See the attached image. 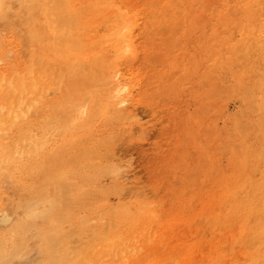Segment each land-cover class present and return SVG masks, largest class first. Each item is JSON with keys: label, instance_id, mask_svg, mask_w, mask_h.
Segmentation results:
<instances>
[{"label": "rangeland", "instance_id": "rangeland-1", "mask_svg": "<svg viewBox=\"0 0 264 264\" xmlns=\"http://www.w3.org/2000/svg\"><path fill=\"white\" fill-rule=\"evenodd\" d=\"M8 1H10L9 2V4H10L9 5V8H10L9 12L3 17V21L0 22V39H1L0 40V55H1L0 58H3L4 62H6V63L0 64V68H5L6 69L5 73H6V75L8 77H13L14 73H17V75L23 77V79H24V77H27L28 79L37 78L38 84H36V85L40 88V94H39L38 98L40 97L42 100L40 98L38 99L39 101L35 105V107H36L35 111H32L30 116H29V118H28L29 119V124L34 129H36V127L39 126L40 122L42 123L43 122L42 120L46 119L49 115H50V117H48V118H52V119H55V120L57 119L56 120L57 122H62L64 120H67L69 117H74L75 111L78 112V115L80 116V118L82 116V119L80 121L78 120V122H75L76 124L70 125L71 128L69 127L66 130L67 131L66 133L64 131V133H59L58 135H55V136H53L51 138L50 143L51 142L52 143L51 144L50 143L47 144V146L42 150L41 154L38 157H36L37 160L35 159V162H37V163L35 164L34 170L31 171V173L29 171H27V167H26L27 165L25 163H20V164H17L19 167L18 166H13L5 174L0 175V191L2 192V193L0 192V213H1L0 214V218L3 215L2 213H4V212L7 213L8 210H9L8 214L10 213L9 214L10 216L14 215V217H15L14 218L12 216L13 217L12 221H9L6 224V226L0 224V238H1V240L4 239V241H5V240H8L11 236H14V232L13 231L10 232V230H12V226L14 224H16V223H23L24 222V220L20 219L21 217H19L21 215L18 214V213H20V209L18 208V206L21 205V203H23L24 199L27 197L28 192H30L31 190H34L35 187H38V184L40 182L41 183H45L46 192L48 191L51 194H56V195L59 194L58 190H56L54 188L55 186H53L52 182L49 183L47 181L48 177L52 174L53 170L56 169L57 166H58V167L63 168L62 169L63 171L64 170L67 171V172L64 171L65 172V176H64L65 178H64V180H62V182L64 181V183L66 185H68V188H70L69 189L70 190L69 195L71 196V199H69V203H71V204H68V205H70L72 207V208H70V206H68L67 208H65L63 210V214H65L64 216H66V219H64L63 220L64 223H62V228L64 227L62 229V232L64 233V235H67L68 238H69V236H68V233H66V232H69V230L70 231L72 230L73 233H74V231H76L75 232L76 235L79 234L77 236V237H79V239L76 238L75 234H72V236L75 237V238H73V240L69 239L70 240L69 242H72V244L74 243L73 245L71 243H70L71 245L68 244L69 242L66 243L68 240H66L64 242V245L66 244V245H68V246L70 245L72 247H79V246L85 244V242L87 243V241H89V239H90V237L92 235V231L94 233V231L97 230L96 232H98V234L103 235L104 232H103L102 228L104 227V225L107 226L106 229L114 228V227H112V225H114V224L111 225V222L115 223L114 220L118 219V217L113 212H111V210H113V211L116 210V206H118V204H122V202L126 203V200H128V199H126L125 197H127L128 195H131L132 194L131 192H133V194H135V192H136V195H140V194L142 195L140 197L141 200L137 199L139 201H137L135 203L139 204L138 202H140L144 198H146L147 200H150V201H148L150 203H151V201H153L151 203V207H155V209L157 211H159V213H158L159 215L163 212L160 215V217H161L160 219H163V220H161V223L163 225L162 228H164V229H161V231L162 232L165 231L163 233H164V235H167V237H165L166 241H163L162 244L158 246L159 248H163L162 246L167 245L168 242H170V244H168V245H170V246L171 245H173V246L174 245H176V246L178 245L177 247L189 246V245H199V246H193L192 247L191 251H193L194 248L196 247V249L193 251L194 255H192V256H195V255L203 256V255H207L208 251L205 250L206 252L203 253L201 251L202 247L207 249L211 245H220V244L221 245H227L228 244L227 243L228 240H226L227 242L223 241L222 237H220L222 235H220L219 228L224 227L225 224H227V223H229L230 221L233 220V219L227 220V218H228L227 213H228V210H229L228 206L230 204H232L233 202H230L228 204L226 203V205L222 207V210H221V216L222 217L220 218L219 222H217V220H213V219L210 220L208 223H206L204 225V227H203V225L199 226L200 229L201 228L202 229L200 231H198V233H197V228L199 230V227L198 226L196 227L195 222L197 221L196 220L197 218H198V220L202 219V217L206 218V219L210 218L211 214H209V213H207V214L206 213L205 214H200L199 213L200 212L199 210L202 207L203 202L205 201V197H206L205 193L207 191L208 192H211V191L215 192L216 191L217 192V193L215 192L216 195L215 196H214V194H212V195L214 197H218L219 194H221V193L223 194V192L224 193L226 192V187H221V186H223L225 184V182L228 183V184L231 183L230 186H229L230 190H232V189L233 190H237L238 188L240 189V187H242V185L245 186V188H243L244 187L243 186L242 187L243 189L240 190L241 193L236 196L237 202L239 201V203H242L241 200L242 201L244 200L243 203L245 201L247 203L250 202L251 198L246 196V193L248 195L250 193V191H248V190L252 191L253 189H257V188L258 189L255 191L256 194H257V196L255 197L256 199L254 198V200L251 201V202L254 203V206L259 207L263 203V199H264V187L262 186V181H263V176H264V159H263L264 158V153H262V151L264 149L263 148L264 147V144H263V141H264V109H262V107L258 106V105H260L261 99L262 100L264 99V63H263L264 62V57H263L264 56V48L263 47H256V45H253L254 48H252L250 51H248L249 49H248L247 45L245 46L246 42L244 41V39L246 37H248V36H251V35L255 36V33H257V32H255L256 28H257V26H259V25H257L256 22H254V20L253 21L250 20V16H249L248 12H244V7H245V4H247V1L243 0L244 2H242V0H224V1L222 0V2H221V0H218V1L216 0L217 1L216 2L215 0H210V2H209V0H208V3L205 2L206 5L210 3L208 5V6H210V8L208 9V8L204 7L205 3L203 4V2H202L203 0H198V1L196 0L195 2L193 1V4H195V5H193L189 0H187V1L184 0V5H183V7L181 6L180 8L176 7L177 6L176 4L177 3L179 4L180 2L182 3L183 0H180V1L179 0H169V1L168 0H164V2H163V0H149V1L148 0L147 1L146 0H144V1L143 0H128L130 2V4L132 3L131 5H136L138 8H141V9H139L140 12L142 11L144 14L146 13V15H143L144 16V20H143V23H142V31H144L145 33L141 32V34H140L141 37L139 36V40H138V42H140V43H138V42L136 43V50H137L136 52L137 53L139 52L137 54V57H139V58L136 57V59L134 60L135 62H133L134 63V66H133L134 69L136 68L137 69V70L135 69L136 72L140 75V77L142 76L141 78H142V86H143V89H142L143 91L142 92L143 93L141 94L140 101L143 100L144 103L141 101L138 104V106L141 105L140 106L141 109H139V111L141 110L140 113L144 115L143 116V121L146 123V125L143 126L144 129L143 128L142 129H140V128L136 129L134 124H133V122L131 120H127V121L126 120L125 121L121 120V122L122 121L123 122L122 123L119 122L118 118H116V119H118V120H116V119H114V116H112L110 114L108 115L107 111H105V109H106L105 107H101V106H104L103 101H105L104 100L105 99L104 94H106V93L104 91H105L106 88L108 89L107 86L105 88V85H103V84H106L107 78H108V76L110 74L108 66H109L110 61L113 58H115L113 50L110 51V49H109L110 46H106V43H102L101 44V42H100L98 44V46H97L98 49H100L99 50L100 53L91 54L88 57H79V54L78 55L75 54L77 52H75L72 49H70L68 51L64 49L65 50L64 51L63 50L64 47L62 46L63 44L60 45V46L59 45L57 46L56 43H55L56 45L54 44V42H56V41L52 42V40H54V37H56V35L54 34L55 33L54 32V30H55L54 29V24L49 20L50 21V26L48 25V21H47L48 17H46V15L44 14V12L46 10H44L45 6L43 5L44 3H43L42 0L40 2L37 1V0H30L29 3L28 2L26 3L24 1L17 2V3L14 2V1H11V0H8ZM212 1H213L214 4L212 3ZM146 2L149 5L146 4ZM152 2H155L154 8H153V3ZM156 3L158 5H156ZM141 4H143V5H141ZM197 4H199V6ZM18 5L20 7H18ZM164 5L166 7L167 6L168 7L166 8ZM173 5H175V6H173ZM200 5H202V6H200ZM239 5H240V7H239ZM195 6H196V8H195ZM213 6H216V7H213ZM143 7H145V8H143ZM228 7H231V9H233L234 12ZM29 8H30V10H29ZM31 8H33V9H31ZM41 8H43V12H42V10H40ZM158 8H159V10H158ZM182 9H184L183 13H179V14L175 15L176 16V17H174L175 21L171 20V21H169L170 23L169 22L163 23L165 25L168 24L167 26H165L166 27L165 28L164 25L161 23L162 17H165V18L167 17L168 18V16H171V13L172 14L174 13L173 10L176 11V10H182ZM221 9H222V11H221ZM28 11H29V13H28ZM194 11L195 12L197 11L196 12L197 14L196 13H195L196 15L194 14L195 16L193 15ZM199 11H202V12L199 13ZM207 11H209L210 13L207 12ZM224 12L226 14H224ZM252 12H254V11H252ZM252 12L249 11L250 14ZM155 13L156 14H161L162 13L163 15L162 16H158ZM240 13H241V15L242 14L243 15L240 16ZM154 14H155V16H154ZM165 14H166V16H165ZM182 14H184L185 17ZM216 14H217V16H216ZM220 14H221V16H220ZM42 15H43V17H42ZM26 16L27 17L29 16V18L27 19ZM150 16H154L152 18L153 20L150 19ZM197 16H198V18H196ZM224 16L228 20L225 19ZM179 17H181V18H179ZM209 17H211L210 18L211 20L208 19L209 20V22H208L207 18H209ZM31 18H33V19H31ZM183 18H186L185 19L186 21ZM234 18L236 19V21L239 19L238 21L240 23H238L237 26L235 24L238 21L235 23V19ZM30 19H31V21H30ZM193 19H194V22L196 21L195 23H197V24H195V26L198 25L199 23H201L200 24L201 27L200 26H196V27H198V31H196L197 28H196V30H194L192 28L191 20L193 21ZM202 19H203V22H202ZM101 20L103 21V19H101ZM148 20H152V21L148 22ZM155 20H158V21L156 22ZM181 20H183V21H181ZM216 20H217V22H215ZM242 20H244L245 23H243L244 21H242ZM205 21H207L208 23H205ZM231 21H233V23ZM30 23L32 25H30ZM101 23H102V25H101ZM144 23H145V27H144ZM175 23H176V25H175ZM184 23H185V25L189 24V25H187L188 28L187 27L185 28ZM203 23L206 24V25L203 26L202 25ZM210 23H211V25H210ZM212 23H214V24H212ZM162 25H163V27H161ZM43 26L47 27L46 30L50 33V40L47 38L48 36H45L43 34L44 33ZM48 26L50 28H48ZM99 26H101L103 28V30H104L105 24L103 22H99L97 24V26H96V29L99 28ZM168 26H170V28ZM223 26L226 28L225 30H224ZM226 26H228L229 28L226 27ZM235 26H236L237 29L234 28ZM248 26H250V27H248ZM179 27H181V28L179 29ZM145 28L148 29V32H147V29H145ZM150 28H151V30H150ZM161 28H162L163 31L160 30ZM174 28H176V29H174ZM240 28H241V31L239 30ZM243 28L246 31H244ZM246 28H248V31H247ZM18 29H20V30H18ZM103 30L100 31V29H99L100 32H102ZM158 30H160L159 31L160 33L157 32ZM164 30H166V31H164ZM214 30H216V31H214ZM242 30H243V32H242ZM99 31H98V35H97L99 38H103L104 36L105 37L107 36L105 30L102 32V34ZM185 31H187L186 34H184ZM249 31L250 32L252 31V32L249 33ZM161 32H162V35H161ZM214 32H215L216 35L213 34ZM30 33H31V35H28ZM103 33H104V35H103ZM244 33H245V35H243ZM253 33H254V35H253ZM144 34H146V35H144ZM166 34H168V37H166L167 36ZM169 34H171V35H169ZM53 35H54V37H53ZM154 35H155V40L153 39ZM179 35H181L180 36L181 38L179 37ZM187 35H189V37ZM202 35H203V37H201ZM235 35H236V37H235ZM151 36H153V37H151ZM215 36H217V37H215ZM2 37H3V40H2ZM186 37H188L189 39L186 38ZM208 37H209V39H208ZM211 37H213V38H211ZM218 37H221V38H218ZM237 37H238V39H237ZM239 37H242V38H239ZM145 38H146V42L144 41ZM12 39H13V41H12ZM147 39H148V41H147ZM207 39L209 40V43H208ZM215 41H218V42H216V44H215ZM148 42L150 43V45L148 44ZM175 42H177L178 45ZM222 42H223L224 45L221 44ZM243 42H244V44H243ZM146 43H147V45H146ZM184 43H186L187 45L184 44ZM188 43L191 44L192 46L189 45ZM217 44L220 45V46H218ZM230 44H231V46H229ZM239 44L241 45L240 47H239ZM181 45H182V48H181ZM197 45H199V46H197ZM52 46H56L57 50H58L59 47L60 48L63 47L62 48L63 53H65L67 51L65 53V54H67V57L65 58V54H64L63 57H61L62 54L59 55L60 54L59 50L57 51V53L55 52L56 54L54 53V51L52 53L49 52L50 51L49 49H51ZM178 46H179V48H178ZM203 46H204L205 49L203 48ZM211 46H213V48ZM217 47H219V48H217ZM221 47H222V49H221ZM223 47L224 48L226 47L225 51H224ZM236 47H239L240 49L238 48L237 50H235ZM246 47H247V49H246ZM174 48H175L176 53L173 50ZM180 48H181V50H180ZM191 48H192V50H191ZM214 48H216L217 50H215ZM242 48H243V50H242ZM7 49H8V51H7ZM153 49H154V53L156 52L155 54H157V55L159 54L160 55V53H161V55H162L161 57H162L163 60L160 61V59H161L160 57L156 58L158 61H154L151 58V60H153V61L149 62L150 57L153 56V52H152ZM211 49L213 50L212 54H211L212 56L210 55ZM229 49H231V51ZM244 49H246V50L244 51ZM259 49H260V51H259ZM161 50L163 51V53L165 55L162 53ZM188 50H189V52H188ZM233 50H235V51H233ZM238 50H239V52L236 54V52ZM60 51H61V49H60ZM69 51H71V52H69ZM104 51H106V52H104ZM109 51H110V53H109ZM149 51H150V53H149ZM157 51H158V53H157ZM173 51H174L175 54H173ZM185 51H186L187 54H185ZM192 51H194V52H192ZM196 51H197V53H195ZM226 51H227V53H226ZM9 52L11 53V55H10ZM112 52H113V55L110 56V54H112ZM167 52L169 54H171V55L169 56V54ZM213 52H214V54H213ZM215 52L218 53V54H215ZM221 52H222V54H221ZM102 53L103 54L107 53L108 57L109 58L111 57L110 61H109V58L107 57V54L106 55L105 54L104 55H100ZM178 53H180V54H178ZM193 53H194V55H191ZM219 53L221 55H219ZM229 53L232 54V55H230ZM15 54H16V56H15ZM41 54H42V56H41ZM166 54H168V55H166ZM201 54H203V55H201ZM240 54H244V55H241V58H240V56H239ZM245 54H247V56ZM58 55L60 56V59H59ZM72 55H74V56H72ZM206 55L207 56L210 55V56H208V60H207V56ZM38 56H40L39 59H38ZM103 56H104V59H103ZM144 56L147 57V59ZM148 56H150V57H148ZM204 56L206 58H204ZM215 56H217V57H215ZM73 57L74 58L76 57V58L74 59ZM77 57H79V58L77 59ZM234 57H235V59H234ZM214 58H218V59H214ZM68 59H71V63H70V61H68ZM225 59H226V61H225ZM246 59L248 60V62H247ZM252 59H254V60H252ZM260 59H261V61H260ZM11 60H13V61H11ZM75 60L78 61V63ZM88 60L92 64L89 63ZM100 60H102V61H100ZM103 60H104V65L107 62L106 66L103 65V63H102ZM227 60L228 61L230 60L229 63H231V64L227 63L228 62ZM233 60H236V61L238 60V62H240V63H237L236 61H235L236 62L235 63ZM41 61H42V63H41ZM46 61H48V62H46ZM176 61H177L178 65H179L178 67H177ZM183 61H184V63H183ZM194 61H195V63H194ZM196 61H197V64H196ZM201 61H202V63H201ZM242 61H243V63H242ZM25 62H26V67H25ZM67 62H68V64H67ZM80 62H81L82 65L85 62V66L87 65L88 68H90V69H85L86 67L84 65L83 66L85 68L82 69L83 66L81 67V64L79 65ZM94 62H95V64H93ZM99 62H101V64H99ZM162 62L165 63V64H163ZM180 62L182 64H180ZM192 62L194 63V65H193ZM209 62H210V64H209ZM219 62H220V64H219ZM221 62H223V63H221ZM86 63H88V64H86ZM149 63H150V66L148 65ZM211 63H213V64L211 65ZM214 63L217 64V65H215ZM232 63H234L236 65H234V64L232 65ZM244 63L245 64L247 63L248 65L247 64L245 65ZM250 63L251 64L254 63L255 65L253 64V66H252ZM97 64L101 68L99 66H98L99 68H97V66H96ZM221 64H223V65H221ZM39 65H41V66H39ZM92 65L95 66V67H92ZM238 65L240 66V68H239ZM67 66H68V68H67ZM187 66H189L190 68L187 67ZM206 66L208 68H206ZM243 66H244V68H242ZM246 66H248V67H246ZM54 67H56V68H54ZM77 67L78 68L81 67V71H78L79 73L77 72V69H78ZM102 67L104 69H102ZM179 67H181V68H179ZM192 67L193 68L195 67V68L193 69ZM197 67H199V68H197ZM41 68H42L43 71L45 70V73L41 70ZM105 68H106V70H105ZM162 68H164V69H162ZM184 68H185L184 71L186 73H182V72H184L182 70ZM241 68H242V70H241ZM251 68H253V69H251ZM16 69H17V71H16ZM99 69L102 70V71L100 72ZM214 69H215V71H214ZM244 69L247 70V71H244ZM31 70H32V72H31ZM33 70H34V72H33ZM147 70H148V73H147ZM205 70H208L210 73L208 71H206V72H208V73H206ZM13 71H14V73L12 74ZM53 71H55V72H53ZM196 71H197V74H196ZM231 71H233V72H231ZM234 71H235L236 74L234 73ZM154 72H155V74H154ZM163 72L164 73L166 72V73L164 74ZM178 72H180V75H179ZM192 72L194 74H192ZM200 72L201 73L203 72V74H201ZM212 72H213V74H212ZM246 72H248V73H246ZM19 73H22V75L19 74ZM36 73H37V75H36ZM39 73H41V75ZM50 73L53 74L54 76L51 75ZM230 73L232 74V76H231ZM38 74L40 76H38ZM167 74H168V77L165 76ZM28 75L32 76L33 78L28 76ZM162 75H163V77H162ZM182 75L183 76L185 75V79H184V77H183V79H181ZM50 76H51V78H50ZM178 76H180V77L178 78ZM241 76L243 78H241ZM248 76H249V78H248ZM104 77L106 79H104ZM155 77H157V78H155ZM176 77L178 78V80H177ZM186 77H187V79H186ZM210 77H212V78H210ZM235 77H236V79H235ZM188 78H190V79H188ZM23 79H22V81H25V79L24 80ZM156 79H158V80H156ZM199 79H201V80H199ZM241 79H242V82L239 83V81ZM43 80H44V82H43ZM57 80H58V82H55ZM150 80H152L151 83H150ZM171 80H175V82H173ZM157 82H159V83H157ZM146 83H147V85H146ZM165 83L166 84L168 83V84L166 85ZM248 83H249V85H248ZM150 84L151 85L154 84V85L151 86ZM241 84H243L242 87H241ZM245 84H246V86H244ZM51 85H52V87L55 85V87L52 88ZM215 85H216V88H215ZM226 85H228L229 88H227L228 86H226ZM250 85H251V87H250ZM258 85H260L262 88L260 87V89H259ZM145 86H147V87H145ZM237 86H238V88L236 89ZM256 86H258L257 87L258 89L256 88ZM150 87H151V89H149ZM230 87H233V88H230ZM241 88H243V89H241ZM41 89H43L42 92H41ZM47 89H49V90L47 91ZM211 89L212 90L216 89V90H214V92H213ZM233 89H234V92H233ZM222 90H223V92H222ZM239 90H240V92H239ZM10 91H12V89ZM249 91H250V93H249ZM48 92H49V94H48ZM257 92L259 94H257ZM44 93H46L47 95H45ZM147 93H149V94H147ZM42 94H44V95L42 96ZM142 95H143V97H142ZM257 95L260 96V97L258 98ZM253 96L255 98H252ZM244 97H246V98L244 99ZM43 98H44V100H43ZM145 98L148 101H145ZM250 98H252V99L250 100ZM50 100H52V101H50ZM244 100H245V102H243ZM254 101H257V103H255ZM42 103H44V104H42ZM98 103H100V104L98 105ZM246 103H247V105H246ZM254 103H255V105H254ZM37 105L40 107V109H39V107ZM46 105H47V107H46ZM74 105H75V107H74ZM143 106H145V107H143ZM45 107H46V109H45ZM140 107H138V108H140ZM247 107H248L249 110L252 109L253 111L252 110L249 111L248 109H246ZM258 107H259V109H258ZM69 108L70 109L73 108V109H71V111H70ZM83 108H85L84 109L85 112H83L84 117H83V114H81V115L79 114V111L81 109H83ZM103 108H105V109L103 110ZM221 108L223 109V111H222ZM236 108H238V109H236ZM150 109H152V111ZM216 109H217L218 112L215 111ZM37 111H39L40 113L37 112ZM72 111H74V112H72ZM239 111H240V113H238ZM49 112L52 113V114H50ZM105 112H106L107 115L105 114ZM243 112L245 113V116H244ZM248 112H249V114H247ZM219 113H221L220 116H219ZM36 114H37V117H36ZM45 114H48V115H45ZM69 114H71V115H69ZM215 114H216L217 117L215 116ZM66 116H67V118H66ZM244 117L246 119H243ZM31 118H33L32 119L33 121L30 120ZM62 118H64V119H62ZM234 118H235V120H234ZM70 119H72V118H70ZM246 120H247L248 123L246 122ZM84 121L85 122L88 121V123L83 124ZM209 121H211L210 124L208 123ZM242 121L244 122L245 125L243 124ZM127 122H128L129 125L126 124ZM236 122H238V123H236ZM255 123L258 124V125H256ZM213 124H214V126H213ZM201 125L202 126L204 125V128H202ZM243 125H244V127H243ZM130 126H133V127H130ZM245 126H246V129H245ZM251 126L253 127V130L251 129ZM257 126H262V128L261 127H257ZM102 128L105 129V130H102ZM243 128H244L243 131L247 130L246 134H245V132L242 131ZM236 129H238V130H236ZM257 129H258V131H257ZM86 130H88V131H86ZM107 130H109V131H107ZM126 130L127 131L129 130V131L127 132ZM130 130H132V131L130 132ZM137 130H138V132H137ZM248 130H249V132H248ZM69 131L71 132V134H70ZM78 131H79V133H78ZM254 131H256V133H254ZM97 132H98V134H97ZM102 132H104V133H102ZM207 132H208V135H211L210 137L207 136ZM213 132H214L215 136H214ZM90 134L91 135L93 134V135L91 136ZM116 134H118V136ZM218 134H219V136H217ZM242 134H244L245 136H248L247 140L243 139L244 136ZM104 135H106V136H104ZM110 135H112V136L110 137ZM113 135L114 136L116 135V137H114ZM238 135H240V136L238 137ZM242 136H243V138H242ZM61 137H63V138H61ZM197 137L199 139L200 138L201 139L199 140ZM206 137H207V139H206ZM8 138H9V136H8ZM195 139H196V141H195ZM111 140H112V142H110ZM116 140H117V142H116ZM213 140H214V142H213ZM231 140H232V142H231ZM228 141H229V143H228ZM233 141H235V142H233ZM238 141L241 142V143H239ZM259 141H261V142H259ZM61 142H62V144H61ZM101 142H103L104 144L101 143ZM195 142H197V143H195ZM230 142L232 144H235V146L232 145ZM106 143H107V145H105ZM113 143H114V145H113ZM53 144H55V145H53ZM75 144L76 145L78 144V145L76 146ZM205 144H206V146H205ZM213 144L218 149H216ZM244 144H245V146H246V144L250 145V148L247 149L248 145L246 147H243ZM57 145L60 146V148H58ZM210 145H213V146H210ZM228 145H230V146H228ZM89 146H92V147H89ZM94 146L98 147L99 149L98 148H94L93 149ZM105 146H107V147H105ZM197 146H198V148H196ZM219 146H223V147L220 148ZM231 146H232V149H231ZM238 146H240V147H238ZM206 147H208L209 150ZM251 147H252V149H251ZM256 147H258V149ZM83 148H84V154H82ZM111 148H112V150H111ZM225 148H227V149H225ZM54 149H56V150H54ZM106 149L108 150V152H110V151L111 152L108 154ZM202 149H204L206 151H204ZM243 150H244V152H243ZM251 150L252 151L254 150V151L252 152ZM255 150H256V152H255ZM57 151H58V153H57ZM214 151L215 152L217 151L216 152L217 156H215V154H214L215 152ZM222 151H223V153H221ZM113 152H114V154H116L115 155L116 157H114ZM250 152H251V154H250ZM241 153H242L243 156L240 155ZM58 154H60V155H58ZM107 154H108V156H107ZM209 154H211L210 158L208 157ZM230 154H233V156L230 155ZM259 154H260V157L258 156ZM75 155H77L78 157L75 156ZM95 155H96V157H95ZM110 155L114 157L113 158V159H115L114 162L111 161V158H108ZM205 155H207V157ZM213 155H214V157L212 158ZM235 155L236 156L238 155V156L235 158ZM100 156L101 157L105 156V157L100 158ZM197 156H198V158H197ZM242 157H243V159H241ZM229 158H231L232 160L229 159ZM248 159H250V160H248ZM61 161H63V162L61 163ZM202 161L204 163L206 161L207 162L204 164ZM213 161L216 162V163H214ZM240 161H242V163ZM64 162L66 164L68 163L67 164L68 166ZM225 162L227 164H229V165H227ZM114 163H116V164L118 163L117 165H123L124 164L125 167L127 168V170H131V174H128L130 179H129V181L127 180V185L124 186V189H127V191L126 190L124 191V189H122L123 188L122 186H119V188L121 190L116 188L115 186L118 183L117 181H120L119 183H121L122 180H120L118 177H115L113 175H110V173H108V169L111 166H114L115 165ZM240 163L242 164L241 166L239 165ZM60 164H61V166H60ZM202 164H203V166H202ZM248 164L250 166H248ZM199 165H201L200 166V170H199ZM243 165H244V167H243ZM209 166L211 168H209ZM212 166H213L214 169L212 168ZM258 166H260V167H258ZM20 167H22V168H20ZM223 169H225V170H223ZM239 169H240V171H239ZM246 169H249L248 171L249 172L251 171L250 175L253 176V177L250 178V180L246 179V177H247ZM252 169L255 170V172H253ZM202 170H203V172L205 170L206 171L203 173ZM228 170H230V171H228ZM207 171H209V172H207ZM221 172H224V173H221ZM26 173L29 174V175L31 174V176L27 175ZM200 173H202V175H199ZM215 173H217V174H215ZM208 174H210L209 176H211V177H208ZM225 174H227V175H225ZM244 174H246V175L244 176ZM68 177L71 178L73 181L71 179H69ZM28 178L30 179V181H29ZM41 178H42V180L39 182L38 180L41 179ZM117 178H118V180H117ZM228 179H229V181H228ZM16 181H18V182H16ZM31 182H33V183H31ZM46 182H48V183H46ZM128 182H129V184H128ZM217 182L218 183L220 182V184H219V186L221 187L220 189H218L219 186H218ZM27 183H28V187L29 188L28 187L26 188L25 184H27ZM23 184H24V188H23ZM212 184H213V186H211ZM29 185L30 186L32 185V186L30 187ZM208 185H210V186H208ZM203 187H205V188H203ZM116 189H117V191H116ZM128 191L130 192V194H129ZM258 191H261V192H258ZM19 192H20V194H19ZM127 192H128V195L126 194ZM196 194L198 195V197H197ZM199 197H200V199H199ZM237 197H239V198H237ZM183 198H185V199H183ZM191 199L194 202L193 201L191 202ZM16 202L18 203V205H17ZM84 202H85V204H84ZM162 202H164V203L161 204ZM178 202H179V205H178ZM152 204H153V206H152ZM86 205H87V207H85ZM114 205H116V206H114ZM5 206L6 207L8 206L7 207L8 210H6L7 208ZM107 206L109 207V210L107 209ZM189 206H192V207H189ZM13 207L15 209H13ZM74 207H76V208H74ZM110 207H112V208L110 209ZM103 208L105 210H103ZM157 208H159V210ZM215 208H216V206H215ZM17 209H19V210H17ZM187 211H189V212L187 213ZM256 214L257 213L252 214V217L249 219L251 227L254 226V224H255L254 222H256V219H257ZM176 215H177V217H176ZM199 215H201L202 217L199 216ZM96 216H98V217L100 216V217L103 218V220H102V218H100L101 219L100 222L101 223L103 222L102 226H99V224L96 223V221L99 220V219H97L98 217L96 218ZM194 216H196L197 218L194 217ZM88 217L89 218H93L95 220V221L93 219L90 220L91 222H89V225L91 223V227H88V225H86V224L80 225V223H82L83 221L87 220ZM165 217H166V219H165ZM70 218H71V220H70ZM84 218H85V220H83ZM104 218L106 219L105 221H104ZM241 218L242 217H240V218H238L236 220L237 221L239 219L241 220ZM169 220H170V222H173L170 225H168L170 223ZM236 220H234V221L237 223ZM79 221H80V223H79ZM174 221H176V223ZM104 222H106L107 225L104 224ZM164 222H166V223H164ZM189 222H190V224H189ZM94 223H96L95 224V226H96L95 228L93 227ZM161 223H158V224H161ZM180 223L183 224V225L181 226ZM164 224H166L167 226L165 227ZM109 225H111V226L109 227ZM179 225L181 226V229L183 231L184 230H186V231L183 232L180 229ZM185 225L187 227H185ZM98 226L102 227V228L97 229ZM205 226L208 227V228H206ZM7 227L9 229H7ZM85 227H86V231L84 230ZM167 227H169L170 229L167 228ZM187 228H189V229H187ZM190 228H191L192 232L193 231L195 232V229H196V232H195L196 234H194V232L192 234V232L190 231ZM106 229H104V230H106ZM117 229H118V227H116V229L114 228V230L112 229V231H116ZM171 229H173L174 231L172 230L173 231L172 232ZM90 230H91V233H90ZM118 230L119 231H123L124 233H126V229L124 227H121ZM106 231H105V233H106ZM102 232H103V234H102ZM204 232H206V234ZM235 232H236L235 230H234V232H232L233 235H235L234 234ZM1 233H3V234L1 235ZM9 233H11L12 235L9 234ZM70 233L71 232H69V234ZM80 233H82V234H80ZM176 233H177V235H176ZM188 233H189L190 237L188 235H186ZM214 233L217 234V237L214 236L215 235ZM248 234H249V232H248ZM248 234L246 235L247 237H245L243 241H241V242L239 241L238 243H236L235 242L236 239H234L233 241L230 240L228 245H233V244L234 245L235 244L236 245H242V244L243 245H249V244L251 245L250 240H251V237H253V236L250 235V234L248 235ZM37 235H38V232H37L36 228L35 227L30 228V233H28V235L23 239V241H24L23 244L19 245L20 247L23 246V245H26V247H27V248L26 247L22 248L20 250L19 254H18V257L21 260L18 261L19 260L18 258H13L12 260H10L11 262L9 261L6 264H13V263L16 264V261H18L21 264H32V262L34 260H37V259L41 258V254L39 252H37L38 249L36 247L37 246L36 244L38 242V239L36 237ZM193 235H195V236H193ZM182 236H185L184 239H183ZM68 238H66V239H68ZM173 238H174L175 241H173ZM220 238H221V240H220ZM27 239L29 241H27ZM74 239H75V241H74ZM170 239H172V240H170ZM213 239L215 241H217V242L214 241L215 242L214 243ZM76 240L77 241L80 240V241L76 242ZM245 241H247V242H245ZM255 241H256V244L254 242V243H252V245H257V240H255ZM25 242L26 243L28 242V244H26ZM203 242H204V244H203ZM212 242H213V244H211ZM224 242H226V243H224ZM91 243H92V241L88 242L87 245H89ZM206 243H208L209 245L206 244ZM259 245H262V244H259ZM248 248L246 247V249H248ZM162 250L163 251L166 250L165 247ZM224 252L226 254V256L223 258L224 260L221 259L219 262H215V260H210V257L209 258L205 257L204 259H202L199 256L197 257L198 258V262L202 261L201 264H212V263L213 264L214 263L223 264V262L226 261V258H227V260L230 258V254L229 253L231 252V250L230 249H228V250L226 249V250H224ZM33 253H34V256H32ZM36 255H37V258L35 259ZM199 258H200V260H199Z\"/></svg>", "mask_w": 264, "mask_h": 264}, {"label": "bare ground", "instance_id": "bare-ground-1", "mask_svg": "<svg viewBox=\"0 0 264 264\" xmlns=\"http://www.w3.org/2000/svg\"><path fill=\"white\" fill-rule=\"evenodd\" d=\"M11 1H14V2H21V1H24V2H30V0H11ZM37 1H41V0H37ZM43 1V5L45 6L44 7V10H46L45 12H44V14L46 15V17H48V19H47V21H48V25L50 26V21L54 24V34L56 35V37H54V35H53V37H54V40H52V42H54V41H56V42H54V44L56 43L57 44V46L59 45H62L63 47H59L58 48V50H59V55H61L62 54V56L61 57H63L64 56V54L68 51V50H70V49H72V50H74L75 52H77V53H75V54H79V57H88V56H90L91 54H98V53H100L99 52V50L100 49H98V44L101 42V44L102 43H106V46H110V51H112L113 50V52H114V55H115V58H113L111 61H110V59H111V57L109 58L108 57V54H107V57L109 58V61H110V63H109V71H110V74H109V76H108V78H107V82H106V84H103V85H105V88H106V86L108 87V89L106 88L105 89V93L106 94H104V96H105V101H103V104H104V106H101V107H105V108H103V110L105 109V111H107V113H108V115L110 114V115H112V116H114V119H116V118H118V119H116V120H118L119 122H121V120H131L132 122H133V124H134V126H135V128L136 129H138V128H140V129H142L143 128V126L144 125H146V123L143 121V114H141L140 113V111H139V109H141V105L140 106H138V104L142 101L143 102V100H141L140 101V97H141V94L143 93L142 91V89H143V86H142V76L140 77V75L136 72V70L134 69V63L133 62H135L134 60L136 59V57H137V54L139 53H137L136 51V43L138 42V40H139V36H140V34H141V32L143 33L144 31H142V23H143V20H144V16L143 15H146V13L144 14L142 11L140 12V10L139 9H141V8H138L136 5H131L130 4V2L128 1V0H42ZM144 1V0H143ZM147 1V0H146ZM149 1V0H148ZM169 1V0H168ZM180 1V0H179ZM178 1V2H179ZM187 1V0H186ZM192 4H193V1L195 2L196 0H189ZM188 1V2H189ZM198 1V0H197ZM216 1V0H215ZM218 1V0H217ZM216 1V2H217ZM224 1V0H223ZM245 1V0H244ZM243 0H242V2H244ZM247 1V4H245V7H244V12H248V14H249V16H250V20L251 21H253L254 20V22H256L257 23V25H259V26H257V28H256V31L255 32H257V33H255V36H248V37H246L245 39H244V41L246 42L245 43V46L247 45V47H248V51H250L252 48H254L253 47V45H256V47H263L264 48V0H246ZM9 2L10 1H8V0H0V22L1 21H3V17L9 12ZM163 2H164V0H163ZM162 2V3H163ZM172 2V1H171ZM203 2V4L206 2V3H208V0H203L202 1ZM209 2H210V0H209ZM220 2V1H219ZM221 2H222V0H221ZM231 2V1H230ZM235 2V1H234ZM241 2V3H242ZM153 3V8H154V5H155V2H152ZM167 3V2H166ZM169 3V2H168ZM199 3V2H198ZM206 3L204 4V7H206V8H210V6H208L209 4H207L206 5ZM212 3H213V1H212ZM240 3V4H241ZM20 4V3H19ZM84 4V5H83ZM144 4V3H143ZM143 4H141V5H143ZM146 4H148L147 2H146ZM165 4V3H164ZM202 4V3H201ZM214 4V3H213ZM220 4V3H219ZM30 5V4H29ZM42 5V6H43ZM139 5V4H138ZM149 5V4H148ZM156 5H158L157 3H156ZM177 6L176 7H178V8H180L181 6L183 7V5H184V0H183V2L181 3H177L176 4ZM193 5H195V4H193ZM198 6H199V4H197ZM234 5V4H233ZM232 5V6H233ZM165 6V5H164ZM170 6V5H169ZM173 6H175V5H173ZM200 6H202V5H200ZM235 6V5H234ZM238 6V5H237ZM18 7H20L19 5H18ZM37 7V6H36ZM146 7V6H145ZM145 7H143V8H145ZM150 7V6H149ZM156 7V6H155ZM166 7V6H165ZM168 7V6H167ZM166 7V8H167ZM192 7V6H191ZM213 7H216V6H213ZM239 7H240V5H239ZM26 8V7H25ZM151 8V7H150ZM149 8V9H150ZM175 8V7H174ZM188 8V7H187ZM195 8H196V6H195ZM219 8V7H218ZM228 8H230L231 9V7H228ZM234 8V7H233ZM27 9V8H26ZM31 9H33V8H31ZM39 9V8H38ZM162 9V8H161ZM207 9V10H208ZM214 9V8H213ZM238 9V8H237ZM236 9V10H237ZM29 10H30V8H29ZM40 10H42V12H43V8H41ZM39 10V11H40ZM146 10V9H145ZM155 10V9H154ZM158 10H159V8H158ZM172 10V9H171ZM183 10L184 9H182V10H176V11H174L173 10V14L171 13V16H168V18L166 17H162V21H161V23L163 24V23H167V22H169V21H171V20H174V17H176L175 15L176 14H179V13H183ZM232 11H233V9H231ZM235 10V9H234ZM170 11V10H169ZM210 11V10H209ZM209 11H207V12H209ZM213 11V10H212ZM219 11V10H218ZM221 11H222V9H221ZM224 11V10H223ZM238 11V10H237ZM249 11H254V12H252L251 14L249 13ZM191 12V11H190ZM197 12V11H196ZM195 11L193 12V15L196 13ZM200 12H202V11H199V13ZM216 12V11H215ZM228 12V11H227ZM231 12V11H230ZM234 12V11H233ZM28 13H29V11H28ZM154 13V12H153ZM157 13V12H156ZM155 13V14H156ZM167 13V12H166ZM206 13V12H205ZM210 13V12H209ZM212 13V12H211ZM152 14V13H151ZM155 14H154V16H155ZM168 14V13H167ZM197 14V13H196ZM195 14V15H196ZM224 14H226L225 12H224ZM229 14V13H228ZM12 15V14H11ZM156 15H158V16H162L163 14L161 13V14H156ZM183 16H184V14H182ZM190 15V14H189ZM194 15V16H195ZM201 15V14H200ZM203 15V14H202ZM214 15V14H213ZM234 15V14H233ZM243 15V14H242ZM241 15V13H240V16H242ZM30 16V15H29ZM29 16L27 17V19L29 18ZM154 16H150V19H152ZM157 16V17H158ZM165 16H166V14H165ZM187 16V15H186ZM208 16V15H207ZM216 16H217V14H216ZM220 16H221V14H220ZM223 16V15H222ZM228 16V15H227ZM42 17H43V15H42ZM156 17V18H157ZM178 17V16H177ZM185 17V16H184ZM191 17V16H190ZM204 17V16H203ZM202 17V18H203ZM214 17V16H213ZM212 17V18H213ZM219 17V16H218ZM233 17V16H232ZM155 18V19H156ZM160 18V17H159ZM179 18H181V17H179ZM196 18H198V16L196 17ZM200 18V17H199ZM206 18V17H205ZM211 17H209V18H207V21L209 22V20L208 19H210ZM222 18V17H221ZM224 18H225V16H224ZM223 18V19H224ZM25 19V18H24ZM31 19H33V18H31ZM31 19H30V21H31ZM101 19H103V21L101 20ZM148 19V18H147ZM184 20L186 19V18H183ZM192 19V18H191ZM201 19V18H200ZM225 19H227V18H225ZM231 19V18H230ZM235 19V18H234ZM35 20V19H34ZM50 20V21H49ZM101 20V21H100ZM153 20V19H152ZM152 20H148V22L149 21H152ZM190 20V19H189ZM196 20V19H195ZM211 20V19H210ZM215 20V19H214ZM228 20V19H227ZM239 20V19H238ZM237 20V21H238ZM27 21V20H26ZM44 21V20H43ZM156 22L158 21V20H155ZM159 21V22H160ZM175 21V20H174ZM178 21V20H177ZM181 21H183V20H181ZM180 21V22H181ZM186 21V20H185ZM184 21V22H185ZM188 21V20H187ZM198 21V20H197ZM207 21H205V23H208ZM230 21V20H229ZM228 21V22H229ZM234 21V20H233ZM233 21H231L232 23H233ZM236 21V19H235V23L237 22ZM242 21H244V20H242ZM45 22V21H44ZM99 22H103L104 24H105V27H104V30H105V32H106V34H107V36L105 37H103V38H99L97 35H98V31H99V29H100V31L101 30H103V28L101 27V26H99V28H97L96 29V26H97V24L99 23ZM158 22V23H159ZM196 22V21H195ZM194 22V19H193V21L191 20V25H192V28L194 29V30H196V28H197V30L196 31H198V27H196V26H200L201 27V23H199L198 25H196L195 26V24H197V23H195ZM202 22H203V19H202ZM214 22V21H213ZM215 22H217V20L215 21ZM227 22V23H228ZM18 23V22H17ZM46 23V22H45ZM146 23V22H145ZM145 23H144V27H145ZM170 23V22H169ZM188 23V22H187ZM238 23H240L239 21L235 24L236 26H237V24ZM243 23H245V21L243 22ZM151 24V23H150ZM149 24V25H150ZM212 24H214V23H212ZM217 24V23H216ZM5 25V24H4ZM15 25V24H14ZM30 25H32L31 23H30ZM101 25H102V23H101ZM156 25V24H155ZM164 25V27L165 26H167V25H165V24H163ZM163 25L161 26V27H163ZM175 25H176V23H175ZM184 25H185V23H184ZM187 25H189V24H187ZM187 25H185V28L187 27ZM203 26L204 25H206V24H202ZM210 25H211V23H210ZM218 25V24H217ZM228 25V24H227ZM232 25V24H231ZM230 25V26H231ZM3 26V25H2ZM48 26V28H50ZM183 26V25H182ZM233 26V25H232ZM236 26L234 27V28H236ZM24 27V26H23ZM101 27V28H100ZM154 27V26H153ZM159 27V26H158ZM169 28H170V26H168ZM175 27V26H174ZM191 27V26H190ZM224 27V26H223ZM226 27H228V26H226ZM243 27V26H242ZM248 27H250V26H248ZM53 28V27H52ZM166 28V27H165ZM164 28V29H165ZM173 28V27H172ZM171 28V29H172ZM181 27H179V29H180ZM184 28V27H183ZM188 28V27H187ZM208 28V27H207ZM229 28V27H228ZM12 29V28H11ZM10 29V30H11ZM47 29V27H45V26H43V30H44V35L45 36H48L47 38L50 40V33L46 30ZM144 29V28H143ZM145 29H147V28H145ZM174 29H176V28H174ZM191 29V28H190ZM189 29V30H190ZM218 29V28H217ZM216 29V30H217ZM226 28L224 27V30H225ZM231 29V28H230ZM237 29V28H236ZM235 29V30H236ZM247 29V31H248V28H246ZM3 30V29H2ZM18 30H20V29H18ZM103 30V31H104ZM150 30H151V28H150ZM156 30V29H155ZM161 31H163L162 30V28L160 29ZM160 30H158L157 32H159ZM167 30V29H166ZM166 30H164V31H166ZM173 30V29H172ZM188 30V31H189ZM209 30V29H208ZM216 30H214V31H216ZM240 31H241V28L239 29ZM243 30H244V28H243ZM243 30H242V32H243ZM29 31V30H28ZM99 31V32H100ZM102 31V32H103ZM153 31V30H152ZM182 31V30H181ZM234 31V30H233ZM244 31H246V30H244ZM14 32V31H13ZM102 32H100L101 34H102ZM147 32H148V29H147ZM155 32V31H154ZM171 32V31H170ZM175 32V31H174ZM180 32V31H179ZM178 32V33H179ZM205 32V31H204ZM231 32V31H230ZM229 32V33H230ZM252 32V31H251ZM250 31H249V33H251ZM5 33V32H4ZM15 33V32H14ZM145 33V32H144ZM160 33V32H159ZM187 33V31H185V33L184 34H186ZM197 33V32H196ZM221 33V32H220ZM254 33H253V35H254ZM100 34V35H101ZM164 34V33H163ZM190 34V33H189ZM193 34V33H192ZM191 34V35H192ZM200 34V33H199ZM213 34H215V32L213 33ZM233 34V33H232ZM248 34V33H247ZM17 35V34H16ZM21 35V34H20ZM28 35H31V33L30 34H28ZM103 35H104V33H103ZM143 35V34H142ZM144 35H146V34H144ZM151 35V34H150ZM153 35V34H152ZM161 35H162V32H161ZM160 35V36H161ZM165 35V34H164ZM167 36L166 37H168V34H166ZM169 35H171V34H169ZM182 35V34H181ZM181 35H179V37L181 36ZM197 35V34H196ZM216 35V34H215ZM219 35V34H218ZM224 35V34H223ZM241 35V34H240ZM239 35V36H240ZM243 35H245V33L243 34ZM250 35V34H249ZM3 36V35H2ZM159 36V35H158ZM175 36V35H174ZM184 36V35H183ZM182 36V37H183ZM188 37H189V35H187ZM198 36V35H197ZM14 37V36H13ZM141 37V36H140ZM145 37V36H144ZM151 37H153V36H151ZM188 37H186V38H188ZM201 37H203V35L201 36ZM215 37H217V36H215ZM230 37V36H229ZM235 37H236V35H235ZM21 38V37H20ZM56 38V39H55ZM160 38V37H159ZM158 38V39H159ZM181 38V37H180ZM198 38V37H197ZM211 38H213V37H211ZM218 38H221V37H218ZM239 38H242V37H239ZM10 39V38H9ZM25 39V38H24ZM42 39V38H41ZM154 40H155V35H154V38H153ZM185 39V38H184ZM189 39V38H188ZM195 39V38H194ZM208 39H209V37H208ZM207 39V40H208ZM223 39V38H222ZM237 39H238V37H237ZM1 40V39H0ZM2 40H3V37H2ZM7 40V39H6ZM141 40V39H140ZM162 40V39H161ZM160 40V41H161ZM179 40V39H178ZM181 40V39H180ZM12 41H13V39H12ZM19 41V40H18ZM144 41L146 42V38L144 39ZM143 41V42H144ZM147 41H148V39H147ZM159 41V40H158ZM191 41V40H190ZM197 41V40H196ZM214 41V40H213ZM222 41V40H221ZM226 41V40H225ZM229 41V40H228ZM240 41V40H239ZM242 41V40H241ZM7 42V41H6ZM150 42V41H149ZM148 42V44L150 45V43ZM153 42V41H152ZM200 42V41H199ZM216 42H218V41H215V44H216ZM224 42V41H223ZM223 42L221 43V44H223ZM231 42V41H230ZM42 43V42H41ZM46 43V42H45ZM138 43H140V42H138ZM177 45H178V43L177 42H175ZM182 43V42H181ZM191 43V42H190ZM202 43V42H201ZM208 43H209V40H208ZM240 43V42H239ZM7 44V43H6ZM38 44V43H37ZM55 44V45H56ZM154 44V43H153ZM160 44V43H159ZM175 44V45H176ZM184 44H186V43H184ZM189 44V43H188ZM243 44H244V42H243ZM242 44V45H243ZM22 45V44H21ZM146 45H147V43H146ZM174 45V46H175ZM187 45V44H186ZM189 45H191V44H189ZM207 45V44H206ZM218 45V44H217ZM224 45V44H223ZM227 45V44H226ZM46 46V45H45ZM105 46V47H106ZM138 46V45H137ZM153 46V45H152ZM172 46V45H171ZM192 46V45H191ZM197 46H199V45H197ZM218 46H220V45H218ZM229 46H231V44L229 45ZM228 46V47H229ZM241 45L239 44V47H240ZM244 46V47H245ZM14 47V46H13ZM23 47V46H22ZM147 47V46H146ZM155 47V46H154ZM208 47V46H207ZM212 48H213V46H211ZM233 47V46H232ZM239 47H236L235 48V50H237ZM243 47V46H242ZM247 47H246V49H247ZM18 48V47H17ZM62 48H63V50L65 49V50H67L65 53H63V50H62ZM144 48V47H143ZM168 48V47H167ZM178 48H179V46H178ZM181 48H182V45H181ZM181 48H180V50H181ZM198 48V47H197ZM203 48H204V46H203ZM209 48V47H208ZM207 48V49H208ZM217 48H219V47H217ZM224 48V47H223ZM226 48V47H225ZM225 48H224V51H225ZM60 49H61V51H60ZM149 49V48H148ZM152 49V48H151ZM163 49V48H162ZM170 49V48H169ZM195 49V48H194ZM193 49V50H194ZM200 49V48H199ZM198 49V50H199ZM205 49V48H204ZM215 50H217L216 48H214ZM221 49H222V47H221ZM240 49V48H239ZM246 49H244V51L246 50ZM258 49V48H257ZM23 50V49H22ZM50 51L49 52H53L54 51V53L56 52L57 53V49H56V46H52L51 47V49H49ZM64 50V51H65ZM71 50V51H72ZM159 50V49H158ZM171 50V49H170ZM174 51H175V48L173 49ZM186 50V49H185ZM191 50H192V48H191ZM203 50V49H202ZM230 51H231V49H229ZM235 50H233V51H235ZM242 50H243V48H242ZM241 50V51H242ZM263 50V49H262ZM6 51V50H5ZM7 51H8V49H7ZM15 51V50H14ZM71 51H69V52H71ZM110 51H109V53H110ZM140 51V50H139ZM142 51V50H141ZM151 51V50H150ZM150 51H149V53H150ZM162 51V50H161ZM174 51H173V54H175L176 53V51H175V53H174ZM212 49H211V53H210V55L212 54ZM253 51V50H252ZM251 51V52H252ZM259 51H260V49H259ZM24 52V51H23ZM73 52V51H72ZM104 52H106V51H104ZM113 52H112V54H110V56L111 55H113ZM143 52V51H142ZM145 52V51H144ZM153 56L152 57H150V56H148V57H150V59H149V62L150 61H158L156 58H161L160 59V61L161 60H163L162 59V55H161V53H160V55L158 54H155L154 53V49H153ZM166 52V51H165ZM188 52H189V50H188ZM192 52H194V51H192ZM223 52V51H222ZM222 52H221V54H222ZM239 52V50L236 52V54ZM10 53V52H9ZM21 53V52H20ZM25 53V52H24ZM48 53V52H47ZM55 53V54H56ZM147 53V52H146ZM157 53H158V51H157ZM162 53H163V51H162ZM168 53V52H167ZM195 53H197V51L195 52ZM199 53V52H198ZM226 53H227V51H226ZM231 53V52H230ZM229 53V54H230ZM246 53V52H245ZM257 53V52H256ZM19 54V53H18ZM44 54V53H43ZM46 54V53H45ZM49 54V53H48ZM72 54V53H71ZM105 54V53H104ZM103 53L102 54H100V55H104ZM105 54V55H106ZM142 54V53H141ZM164 54V53H163ZM169 54V53H168ZM168 54H166V55H168ZM178 54H180V53H178ZM185 54H187L186 53V51H185ZM208 54V53H207ZM213 54H214V52H213ZM215 54H218V53H216L215 52ZM220 53H219V55H221ZM224 54V53H223ZM249 54V53H248ZM254 54V53H253ZM252 54V55H253ZM4 55V54H3ZM10 55H11V53H10ZM58 55V57H59V59H60V56ZM144 55V54H143ZM151 55V54H150ZM158 57H157V56ZM165 55V54H164ZM163 55V56H164ZM171 54H169V56H170ZM191 55H194V53L193 54H191ZM196 55V54H195ZM201 55H203V54H201ZM210 55H208V56H210ZM230 55H232V54H230ZM241 55H244V54H240L239 56H240V58H241ZM246 56H247V54H245ZM259 55V54H258ZM1 56V55H0ZM14 56V55H13ZM15 56H16V54H15ZM14 56V57H15ZM23 56V55H22ZM41 56H42V54H41ZM72 56H74V55H72ZM95 56V55H94ZM156 56V57H155ZM178 56V55H177ZM181 56V55H180ZM189 56V55H188ZM207 56V55H206ZM208 56H207V60H208ZM212 56V55H211ZM24 57V56H23ZM22 57V58H23ZM39 57L40 56H38V59H39ZM67 57V54H65V58ZM79 57H77V59L79 58ZM96 57V56H95ZM145 57V56H144ZM168 57V56H167ZM176 57V56H175ZM182 57V56H181ZM193 57V56H192ZM195 57V56H194ZM215 57H217V56H215ZM249 57V56H248ZM252 57V56H251ZM250 57V58H251ZM264 57V56H263ZM17 58V57H16ZM47 58V57H46ZM74 58V57H73ZM76 58V57H75ZM74 58V59H75ZM94 58V57H93ZM102 58V57H101ZM137 58H139V57H137ZM143 58V57H142ZM146 59H147V57H145ZM151 58L153 59V60H151ZM155 58V59H154ZM169 58V57H168ZM197 58V57H196ZM204 58H206L205 56H204ZM219 58V57H218ZM218 58H214V59H218ZM221 58V57H220ZM223 58V57H222ZM227 58V57H226ZM247 58V57H246ZM259 58V57H258ZM12 59V58H11ZM44 59V58H43ZM50 59V58H49ZM52 59V58H51ZM76 59V60H77ZM87 59V58H86ZM95 59V58H94ZM98 59V58H97ZM103 59H104V56H103ZM145 59V60H146ZM170 59V58H169ZM184 59V58H183ZM192 59V58H191ZM201 59V58H200ZM230 59V58H229ZM233 59V58H232ZM234 59H235V57H234ZM255 59V58H254ZM254 59H252V60H254ZM23 60V59H22ZM30 60V59H29ZM54 60V59H53ZM63 60V59H62ZM66 60V59H65ZM75 60V61H76ZM85 60V59H84ZM96 60V59H95ZM195 60V59H194ZM204 60V59H203ZM247 60V59H246ZM11 61H13V60H11ZM10 61V62H11ZM31 61V60H30ZM39 61V60H38ZM64 61V60H63ZM62 61V62H63ZM68 61H70V63H71V59H68ZM91 61V60H90ZM94 61V60H93ZM92 61V62H93ZM98 61V60H97ZM100 61H102V60H100ZM106 61V60H105ZM159 61V62H160ZM178 61V60H177ZM177 61H176V63H177ZM182 61V60H181ZM225 61H226V59H225ZM228 61V60H227ZM230 61V60H229ZM229 61L227 62V63H229ZM234 62L236 61V60H233ZM232 61V62H233ZM240 61V60H239ZM245 61V60H244ZM250 61V60H249ZM260 61H261V59H260ZM263 61V60H262ZM46 62H48V61H46ZM50 62V61H49ZM77 63H78V61H76ZM88 62H89V60H88ZM146 62V61H145ZM175 62V61H174ZM190 62V61H189ZM200 62V61H199ZM211 62V61H210ZM210 62H209V64H210ZM237 63H240V62H238V60L236 61ZM235 62V63H236ZM247 62H248V60H247ZM2 63H6V62H4V59L3 58H0V64H2ZM41 63H42V61H41ZM52 63V62H51ZM89 63H91V62H89ZM103 65H104V60H103ZM133 63V64H132ZM140 63V62H139ZM163 63V62H162ZM183 63H184V61H183ZM193 63V62H192ZM194 63H195V61H194ZM194 63H193V65H194ZM201 63H202V61H201ZM221 63H223V62H221ZM242 63H243V61H242ZM264 63V62H263ZM47 64V63H46ZM49 64V63H48ZM54 64V63H53ZM57 64V63H56ZM62 64V63H61ZM60 64V65H61ZM67 64H68V62H67ZM81 64V62L79 63V65ZM86 64H88V63H86ZM92 64V63H91ZM93 64H95V62L93 63ZM99 64H101V62H99ZM106 64H107V62L105 63V65L104 66H106ZM138 64V63H137ZM163 64H165V63H163ZM180 64H182L181 62H180ZM196 64H197V61H196ZM208 64V65H209ZM213 63H211V65H212ZM215 64V63H214ZM219 64H220V62H219ZM229 64H231V63H229ZM234 63H232V65H233ZM245 64V63H244ZM247 64V63H246ZM245 64V65H246ZM251 64V63H250ZM254 64V63H253ZM253 64H251L252 66H253ZM12 65V64H11ZM52 65V64H51ZM50 65V66H51ZM58 65V64H57ZM66 65V64H65ZM71 65V64H70ZM78 65V64H77ZM84 66H85V62H84V64H83ZM82 64H81V67L83 66ZM144 65V64H143ZM142 65V66H143ZM149 66H150V63L148 64ZM168 65V64H167ZM188 65V64H187ZM215 65H217V64H215ZM221 65H223V64H221ZM225 65V64H224ZM228 65V64H227ZM234 65H236V64H234ZM242 65V64H241ZM248 65V64H247ZM255 65V64H254ZM15 66V65H14ZM39 66H41V65H39ZM54 66V65H53ZM74 66V65H73ZM82 67V69L83 68H85V69H90V68H88V66L86 65L85 67ZM97 66V68H99L100 66L97 64L96 65ZM99 66V67H98ZM136 66V65H135ZM179 65H178V63H177V67H178ZM201 66V65H200ZM199 66V67H200ZM239 66V65H238ZM25 67H26V62H25ZM30 67V66H29ZM38 67V66H37ZM36 67V68H37ZM59 67V66H58ZM62 67V66H61ZM81 67L80 68H76L77 69V72L78 71H81ZM92 67H95V66H93L92 65ZM91 67V68H92ZM153 67V66H152ZM151 67V68H152ZM168 67V66H167ZM170 67V66H169ZM176 67V68H177ZM183 67V66H182ZM187 67H189V66H187ZM186 67V68H187ZM199 67H197V68H199ZM214 67V66H213ZM246 67H248V66H246ZM255 67V66H254ZM22 68V67H21ZM40 68V67H39ZM47 68V67H46ZM54 68H56V67H54ZM67 68H68V66H67ZM101 68V67H100ZM138 68V67H137ZM141 68V67H140ZM179 68H181V67H179ZM190 68V67H189ZM193 68V67H192ZM195 68V67H194ZM193 68V69H194ZM206 68H208L207 66H206ZM216 68V67H215ZM220 68V67H219ZM227 68V67H226ZM239 68H240V66H239ZM242 68H244V66L242 67ZM242 68H241V70H242ZM35 69V68H34ZM63 69V68H62ZM66 69V68H65ZM102 69H104L103 67H102ZM143 69V68H142ZM147 69V68H146ZM162 69H164V68H162ZM175 69V68H174ZM212 69V68H211ZM230 69V68H229ZM246 69V68H245ZM244 69V71H247V70H245ZM248 69V68H247ZM251 69H253V68H251ZM5 68H0V175H3V174H5L11 167H13V166H18L17 164H20V163H25L27 166V171H29L30 173H31V171H33L34 170V167H35V164L37 163V162H35V159H36V157H38L40 154H41V152H42V150L47 146V144H49L50 143V140H51V138L53 137V136H55V135H58L59 133H64V131H65V133L67 132L66 130L70 127V125H72V124H76L75 122H78V120L80 121L81 119H82V116H81V118H80V116L78 115V112L77 111H75V115H74V117H69L67 120H64V121H62V122H57L55 119H52V118H48V117H50V115L46 118V119H43L42 121V123L40 122V124H39V126H37L36 127V129H34L30 124H29V116H30V114H31V112L32 111H35V105L38 103V99L40 98H38V96H39V94H40V88L36 85V84H38V80H37V78H33L32 76H30V75H28V76H30V77H32L33 79H28L27 77H24V79H25V81H22V79H23V77H21V76H19V75H17V73H14V71L12 72V74L14 73V76L13 77H8L7 75H6V73H5ZM8 70V69H7ZM10 70V69H9ZM41 70H42V68H41ZM60 70V69H59ZM100 70V69H99ZM105 70H106V68H105ZM155 70V69H154ZM161 70V69H160ZM169 70V69H168ZM167 70V71H168ZM183 71L185 70V68L184 69H182ZM213 70V69H212ZM226 70V69H225ZM240 70V71H241ZM249 70V69H248ZM16 71H17V69H16ZM26 71V70H25ZM39 71V70H38ZM43 71V70H42ZM85 71V70H84ZM90 71V70H89ZM102 70H100V72H101ZM159 71V70H158ZM174 71V70H173ZM179 71V70H178ZM181 71V70H180ZM188 71V70H187ZM194 71V70H193ZM199 71V70H198ZM206 71H208V70H205V72ZM214 71H215V69H214ZM213 71V72H214ZM218 71V70H217ZM19 72V71H18ZM31 72H32V70H31ZM33 72H34V70H33ZM44 73H45V70L43 71ZM53 72H55V71H53ZM142 72V71H141ZM151 72V71H150ZM175 72V71H174ZM189 72V71H188ZM209 72V71H208ZM208 72H206V73H208ZM213 72H212V74H213ZM231 72H233V71H231ZM237 72V71H236ZM242 72V71H241ZM61 73V72H60ZM74 73V72H73ZM79 73V72H78ZM106 73V72H105ZM147 73H148V70H147ZM164 73V72H163ZM166 73V72H165ZM164 73V74H165ZM168 73V72H167ZM179 73V75H180V72H178ZM182 73H186L185 71L184 72H182ZM201 73V72H200ZM210 73V72H209ZM234 73H235V71H234ZM245 73V72H244ZM246 73H248V72H246ZM19 74H21L22 75V73H19ZM25 74V73H24ZM40 75H41V73H39ZM38 74V76H40ZM48 74V73H47ZM51 74V73H50ZM66 74V73H65ZM64 74V75H65ZM107 74V73H106ZM154 74H155V72H154ZM163 74V75H164ZM190 74V73H189ZM192 74H194L193 72H192ZM196 74H197V71H196ZM201 74H203V72L201 73ZM229 74V73H228ZM231 74V73H230ZM236 74V73H235ZM242 74V73H241ZM263 74V73H262ZM33 75V74H32ZM36 75H37V73H36ZM45 75V74H44ZM43 75V76H44ZM51 75H53V74H51ZM72 75V74H71ZM158 75V74H157ZM161 75V74H160ZM163 75H162V77H163ZM174 75V74H173ZM200 75V74H199ZM207 75V74H206ZM218 75V74H217ZM223 75V74H222ZM234 75V74H233ZM239 75V74H238ZM243 75V74H242ZM249 75V74H248ZM10 76V75H9ZM54 76V75H53ZM52 76V77H53ZM156 76V75H155ZM165 76H167L168 77V74L167 75H165ZM170 76V75H169ZM197 76V75H196ZM201 76V75H200ZM205 76V75H204ZM214 76V75H213ZM216 76V75H215ZM231 76H232V74H231ZM244 76V75H243ZM65 77V76H64ZM103 77V76H102ZM148 77V76H147ZM146 77V78H147ZM171 77V76H170ZM169 77V78H170ZM173 77V76H172ZM180 76H178V78H179ZM183 77H184V79H185V75L183 76L182 75V77H181V79H183ZM202 77V76H201ZM208 77V76H207ZM229 77V76H228ZM237 77V76H236ZM236 77H235V79H236ZM50 78H51V76H50ZM155 78H157V77H155ZM177 78V77H176ZM178 78H177V80H178ZM210 78H212V77H210ZM224 78V77H223ZM227 78V77H226ZM241 78H243L242 76H241ZM248 78H249V76H248ZM23 79V80H24ZM44 79V78H43ZM57 79V78H56ZM66 79V78H65ZM104 79H106L105 77H104ZM160 79V78H159ZM166 79V78H165ZM186 79H187V77H186ZM188 79H190V78H188ZM206 79V78H205ZM204 79V80H205ZM208 79V78H207ZM216 79V78H215ZM214 79V80H215ZM222 79V78H221ZM234 79V78H233ZM247 79V78H246ZM252 79V78H251ZM62 80V79H61ZM144 80V79H143ZM156 80H158V79H156ZM199 80H201V79H199ZM210 80V79H209ZM212 80V79H211ZM51 81V80H50ZM151 81L152 80H150V83H151ZM161 81V80H160ZM171 81H173V82H175V80H171ZM180 81V80H179ZM227 81V80H226ZM43 82H44V80H43ZM55 82H58V80L57 81H55ZM156 82V81H155ZM172 82V83H173ZM200 82V81H199ZM240 82H242V79L239 81V83ZM248 82V81H247ZM250 82V81H249ZM252 82V81H251ZM51 83V82H50ZM148 83V82H147ZM147 83H146V85H147ZM157 83H159V82H157ZM156 83V84H157ZM222 83V82H221ZM35 84V85H34ZM44 84V83H43ZM57 84V83H56ZM166 84V83H165ZM168 84V83H167ZM166 84V85H167ZM228 84V83H227ZM53 85V84H52ZM52 85H51V87H52ZM58 85V84H57ZM151 85V84H150ZM152 85H154V84H152ZM151 85V86H152ZM162 85V84H161ZM164 85V84H163ZM209 85V84H208ZM207 85V86H208ZM231 85V84H230ZM239 85V84H238ZM248 85H249V83H248ZM254 85V84H253ZM71 86V85H70ZM212 86V85H211ZM226 86H228V85H226ZM243 86V84H241V87ZM244 86H246V84L244 85ZM259 86V89H260V85H258ZM258 86H256V88L258 87ZM53 87H55V85L53 86ZM52 87V88H53ZM60 87V86H59ZM66 87V86H65ZM145 87H147V86H145ZM213 87V86H212ZM218 87V86H217ZM248 87V86H247ZM250 87H251V85H250ZM50 88V87H49ZM64 88V87H63ZM215 88H216V85H215ZM225 88V87H224ZM227 88H229V86L227 87ZM230 88H233V87H230ZM238 88V86L236 87V89ZM249 88V87H248ZM247 88V89H248ZM262 88V87H261ZM12 89V91H10ZM51 89V88H50ZM146 89V88H145ZM149 89H151V87L149 88ZM210 89V88H209ZM219 89V88H218ZM223 89V88H222ZM240 89V88H239ZM241 89H243V88H241ZM258 89V88H257ZM42 90L43 89H41V92H42ZM45 90V89H44ZM49 89H47V91H48ZM212 90V89H211ZM214 90H216V89H214ZM214 90H212L213 92H214ZM254 90V89H253ZM256 90V89H255ZM221 91V90H220ZM248 91V90H247ZM259 91V90H258ZM222 92H223V90H222ZM233 92H234V89H233ZM238 92V91H237ZM239 92H240V90H239ZM260 92V91H259ZM249 93H250V91H249ZM254 93V92H253ZM45 95H47L46 93H44ZM44 94H42V96L44 95ZM48 94H49V92H48ZM103 94V93H102ZM146 94V93H145ZM144 94V95H145ZM147 94H149V93H147ZM245 94V93H244ZM257 94H259L258 92H257ZM92 95V94H91ZM101 95V94H100ZM249 95V94H248ZM254 95V94H253ZM147 96V95H146ZM245 96V95H244ZM256 96V95H255ZM258 96V95H257ZM55 97V96H54ZM142 97H143V95H142ZM248 97V96H247ZM260 96H258V98H259ZM262 97V96H261ZM246 97H244V99H245ZM252 98H255L254 96L252 97ZM252 98H250V100L252 99ZM41 99V98H40ZM52 99V98H51ZM143 99V98H142ZM42 100V99H41ZM43 100H44V98H43ZM56 100V99H55ZM247 100V99H246ZM50 101H52V100H50ZM102 101V100H101ZM145 101H148L146 98H145ZM248 101V100H247ZM246 101V102H247ZM262 101V102H261ZM261 101H260V105H258L259 107H262V109H264V99L262 100L261 99ZM43 102V101H42ZM98 102V101H97ZM243 102H245V100L243 101ZM250 102V101H249ZM255 103H257V101H254ZM41 103V102H40ZM45 103V102H44ZM44 103H42V104H44ZM144 103V102H143ZM248 103V102H247ZM247 103H246V105H247ZM255 103H254V105H255ZM51 104V103H50ZM97 104V103H96ZM100 103H98V105H99ZM239 104V103H238ZM259 104V103H258ZM73 105V104H72ZM225 105V104H224ZM38 106V105H37ZM78 106V105H77ZM146 106V105H145ZM145 106H143V107H145ZM155 106V105H154ZM39 107V106H38ZM46 107H47V105H46ZM46 107H45V109H46ZM50 107V106H49ZM52 107V106H51ZM67 107V106H66ZM73 107V106H72ZM74 107H75V105H74ZM82 107V106H81ZM100 107V108H101ZM138 107H140V108H138ZM257 107V106H256ZM259 107H258V109H259ZM220 108V107H219ZM243 108V107H242ZM39 109H40V107H39ZM51 109V108H50ZM66 109V108H65ZM70 109V108H69ZM71 109H73V108H71ZM71 109H70V111H71ZM80 109V108H79ZM85 108H83V109H81L80 111H79V114L81 115V114H83V112H85V110H84ZM153 109V108H152ZM152 109H150L151 111H152ZM222 109V108H221ZM220 109V110H221ZM236 109H238V108H236ZM240 109V108H239ZM245 109V108H244ZM243 109V110H244ZM246 109H248V107L246 108ZM251 109V108H250ZM257 109V108H256ZM261 109V108H260ZM43 110V109H42ZM63 110V109H62ZM249 110V109H248ZM252 110V109H251ZM251 110H249V111H251ZM255 110V109H254ZM46 111V110H45ZM52 111V110H51ZM215 111H217V109L215 110ZM222 111H223V109H222ZM253 111V110H252ZM256 111V110H255ZM37 112H39V111H37ZM60 112V111H59ZM72 112H74V111H72ZM71 112V113H72ZM157 112V111H156ZM218 112V111H217ZM221 112V111H220ZM232 112V111H231ZM258 112V111H257ZM40 113V112H39ZM50 113V112H49ZM63 113V112H62ZM104 113V112H103ZM238 113H240V111L238 112ZM244 113V112H243ZM261 113V112H260ZM38 114V113H37ZM37 114H36V117H37ZM42 114V113H41ZM50 114H52V113H50ZM105 114H106V112H105ZM104 114V115H105ZM220 114L221 113H219V116H220ZM247 114H249V112L247 113ZM252 114V113H251ZM45 115H48V114H45ZM65 115V114H64ZM69 115H71V114H69ZM107 115V114H106ZM53 116V115H52ZM51 116V117H52ZM58 116V115H57ZM180 116V115H179ZM215 116H216V114H215ZM218 116V117H219ZM244 116H245V113H244ZM40 117V116H39ZM62 117V116H61ZM60 117V118H61ZM83 117H84V114H83ZM217 117V116H216ZM226 117V116H225ZM241 117V116H240ZM239 117V118H240ZM44 118V117H43ZM66 118H67V116H66ZM70 118H72V119H70ZM227 118V117H226ZM33 118H31L30 120L31 121H33L32 120ZM38 119V118H37ZM62 119H64V118H62ZM216 119V118H215ZM237 119V118H236ZM243 119H246L245 117L243 118ZM39 120V119H38ZM37 120V121H38ZM217 120V119H216ZM219 120V119H218ZM234 120H235V118H234ZM40 121V120H39ZM212 121V120H211ZM211 121H209L208 123L210 124L211 123ZM230 121V120H229ZM254 121V120H253ZM123 122V121H122ZM121 122V123H122ZM241 122V121H240ZM243 122V121H242ZM246 122H247V120H246ZM252 122V121H251ZM255 122V121H254ZM83 123V122H82ZM85 123H88V121L87 122H85L84 121V123L83 124H85ZM130 123V122H129ZM219 123V122H218ZM226 123V122H225ZM224 123V124H225ZM236 123H238V122H236ZM248 123V122H247ZM99 124V123H98ZM126 124H128V122L126 123ZM207 124V123H206ZM234 124V123H233ZM243 124H244V122H243ZM256 124V123H255ZM129 125V124H128ZM199 125V124H198ZM236 125V124H235ZM245 125V124H244ZM244 125H243V127H244ZM256 125H258V124H256ZM35 126V125H34ZM211 126V125H210ZM209 126V127H210ZM213 126H214V124H213ZM223 126V125H222ZM225 126V125H224ZM254 126V125H253ZM263 126V125H262ZM262 126H257V127H261L262 128ZM91 127V126H90ZM124 127V126H123ZM122 127V128H123ZM130 127H133V126H130ZM200 127V126H199ZM201 127L202 128H204V125L202 126L201 125ZM206 127V126H205ZM228 127V126H227ZM236 127V126H235ZM71 128V127H70ZM75 128V127H74ZM80 128V127H79ZM93 128V127H92ZM121 128V129H122ZM229 128V127H228ZM249 128V127H248ZM247 128V129H248ZM84 129V128H83ZM89 129V128H88ZM107 129V128H106ZM124 129V128H123ZM132 129V128H131ZM144 129V128H143ZM206 129V128H205ZM208 129V128H207ZM212 129V128H211ZM222 129V128H221ZM234 129V128H233ZM245 129H246V126H245ZM251 129L253 130V127L251 126ZM256 129V128H255ZM102 130H105V129H103L102 128ZM146 130V129H145ZM236 130H238V129H236ZM244 130V128L242 129V131ZM261 130V129H260ZM71 131V130H70ZM69 131V132H70ZM81 131V130H80ZM86 131H88V130H86ZM107 131H109V130H107ZM127 131V130H126ZM129 131V130H128ZM127 131V132H128ZM132 130H130V132H131ZM134 131V130H133ZM206 131V130H205ZM216 131V130H215ZM220 131V130H219ZM247 131V130H246ZM246 131H243V132H245V134H246ZM251 131V130H250ZM257 131H258V129H257ZM75 132V131H74ZM82 132V131H81ZM137 132H138V130H137ZM200 132V131H199ZM198 132V133H199ZM224 132V131H223ZM228 132V131H227ZM242 132V133H243ZM248 132H249V130H248ZM78 133H79V131H78ZM84 133V132H83ZM91 133V132H90ZM94 133V132H93ZM101 133V132H100ZM102 133H104V132H102ZM197 133V134H198ZM201 133V132H200ZM199 133V134H200ZM210 133V132H209ZM212 133V132H211ZM217 133V132H216ZM221 133V132H220ZM236 133V132H235ZM241 133V132H240ZM253 133V132H252ZM254 133H256V131H254ZM259 133V132H258ZM70 134H71V132H70ZM97 134H98V132H97ZM113 134V133H112ZM198 134V135H199ZM213 134H214V132H213ZM212 134V135H213ZM238 134V133H237ZM9 136V138H8V136ZM69 135V134H68ZM91 135V134H90ZM93 135V134H92ZM91 135V136H92ZM95 135V134H94ZM100 135V134H99ZM107 135V134H106ZM106 135H104V136H106ZM117 136H118V134H116ZM116 135L114 136V137H116ZM222 135V134H221ZM229 135V134H228ZM241 135V134H240ZM240 135H238V137L240 136ZM243 136H244V138H243V136H242V138L243 139H245V140H247V137L248 136H245L244 134H242ZM249 135V134H248ZM251 135V134H250ZM257 135V134H256ZM7 136V137H6ZM65 136V135H64ZM71 136V135H70ZM112 135H110V137H111ZM203 136V135H202ZM207 136H211V135H208V132H207ZM214 136H215V134H214ZM217 136H219V134L217 135ZM223 136V135H222ZM225 136V135H224ZM254 136V135H253ZM59 137V136H58ZM79 137V136H78ZM90 137V136H89ZM103 137V136H102ZM208 137V138H209ZM228 137V136H227ZM56 138V137H55ZM61 138H63V137H61ZM88 138V137H87ZM106 138V137H105ZM109 138V137H108ZM198 138V137H197ZM229 138V137H228ZM66 139V138H65ZM86 139V138H85ZM110 139V138H109ZM199 139V138H198ZM197 139V140H198ZM201 139V138H200ZM199 139V140H200ZM205 139V138H204ZM206 139H207V137H206ZM214 139V138H213ZM220 139V138H219ZM231 139V138H230ZM235 139V138H234ZM241 139V138H240ZM239 139V140H240ZM258 139V138H257ZM74 140V139H73ZM84 140V139H83ZM88 140V139H87ZM99 140V139H98ZM101 140V139H100ZM203 140V139H202ZM201 140V141H202ZM242 140V139H241ZM78 141V140H77ZM195 141H196V139H195ZM210 141V140H209ZM253 141V140H252ZM55 142V141H54ZM71 142V141H70ZM89 142V141H88ZM93 142V141H92ZM96 142V141H95ZM99 142V141H98ZM104 142V141H103ZM103 142H101V143H103ZM110 142H112V140L110 141ZM109 142V143H110ZM116 142H117V140H116ZM206 142V141H205ZM213 142H214V140H213ZM219 142V141H218ZM231 142H232V140H231ZM230 142V143H231ZM233 142H235V141H233ZM239 142V141H238ZM237 142V143H238ZM245 142V141H244ZM257 142V141H256ZM259 142H261V141H259ZM52 143V142H51ZM50 143V144H51ZM195 143H197V142H195ZM199 143V142H198ZM223 143V142H222ZM227 143V142H226ZM228 143H229V141H228ZM239 143H241V142H239ZM243 143V142H242ZM249 143V142H248ZM61 144H62V142H61ZM104 144V143H103ZM102 144V145H103ZM116 144V143H115ZM190 144V143H189ZM211 144V143H210ZM232 144V143H231ZM252 144V143H251ZM263 144H264V141H263ZM53 145H55V144H53ZM59 145V144H58ZM57 145V146H58ZM76 145V144H75ZM78 145V144H77ZM76 145V146H77ZM85 145V144H84ZM89 145V144H88ZM99 145V144H98ZM105 145H107V143L105 144ZM113 145H114V143H113ZM204 145V144H203ZM214 145V144H213ZM213 145H210V146H213ZM218 145V144H217ZM232 145H234L235 146V144H232ZM248 144H246V146H247ZM70 146V145H69ZM97 146V145H96ZM100 146V145H99ZM111 146V145H110ZM205 146H206V144H205ZM204 146V147H205ZM209 146V147H210ZM215 146V145H214ZM225 146V145H224ZM228 146H230V145H228ZM242 146V145H241ZM245 146V144H244V146L243 147H246ZM55 147V146H54ZM89 147H92V146H89ZM105 147H107V146H105ZM192 147V146H191ZM220 148L221 147H223V146H219ZM238 147H240V146H238ZM255 147V146H254ZM263 147V146H262ZM58 148H60V146H58ZM57 148V149H58ZM72 148V147H71ZM81 148V147H80ZM87 148V147H86ZM94 148H98V147H93V149ZM118 148V147H117ZM196 148H198V146L196 147ZM202 148V147H201ZM208 150H209V148L208 147H206ZM215 148H216V146H215ZM242 148V147H241ZM250 148V145H248V147H247V149H249ZM257 149H258V147H256ZM264 148V147H263ZM48 149V148H47ZM70 149V148H69ZM99 149V148H98ZM216 149H218V148H216ZM225 149H227V148H225ZM230 149V148H229ZM231 149H232V146H231ZM234 149V148H233ZM238 149V148H237ZM251 149H252V147H251ZM54 150H56V149H54ZM101 150V149H100ZM107 150V149H106ZM111 150H112V148H111ZM193 150V149H192ZM202 150H204V149H202ZM207 150V151H208ZM212 150V149H211ZM87 151V150H86ZM89 151V150H88ZM110 151V150H109ZM116 151V150H115ZM204 151H206V150H204ZM226 151V150H225ZM224 151V152H225ZM235 151V150H234ZM242 151V150H241ZM240 151V152H241ZM252 151V150H251ZM254 151V150H253ZM252 151V152H253ZM45 152V151H44ZM48 152V151H47ZM60 152V151H59ZM90 152V151H89ZM101 152V151H100ZM107 152H108V150H107ZM111 152V151H110ZM110 152H108V154L110 153ZM202 152V151H201ZM209 152V151H208ZM215 152V151H214ZM217 152V151H216ZM216 152L214 153L215 154V156H217L216 155ZM243 152H244V150H243ZM246 152V151H245ZM255 152H256V150H255ZM57 153H58V151H57ZM93 153V152H92ZM98 153V152H97ZM210 153V152H209ZM221 153H223V151L221 152ZM233 153V152H232ZM236 153V152H235ZM258 153V152H257ZM262 153H264V149H263V151H262ZM55 154V153H54ZM82 154H84V148H83V152H82ZM81 154V155H82ZM96 154V153H95ZM108 154H107V156H108ZM220 154V153H219ZM238 154V153H237ZM250 154H251V152H250ZM58 155H60V154H58ZM102 155V154H101ZM113 155H114V157H116L115 155L116 154H114V152H113ZM198 155V154H197ZM211 154H209V158L211 157L210 156ZM230 155H232L233 156V154H230ZM241 156H243L242 155V153L240 154ZM75 156H77V155H75ZM206 157H207V155H205ZM238 156V155H237ZM236 155H235V158L237 157ZM247 156V155H246ZM245 156V157H246ZM254 156V155H253ZM259 157H260V154L258 155ZM262 156V155H261ZM78 157V156H77ZM83 157V156H82ZM89 157V156H88ZM87 157V158H88ZM93 157V156H92ZM95 157H96V155H95ZM102 157H105V156H102ZM101 156H100V158H102ZM113 156H109L108 158H111V161L112 162H114V160L115 159H113L114 158ZM214 157V155L212 156V158ZM224 157V156H223ZM250 157V156H249ZM85 158V157H84ZM197 158H198V156H197ZM204 158V157H203ZM232 158V157H231ZM231 158H229V159H231ZM247 158V157H246ZM43 159V158H42ZM41 159V160H42ZM54 159V158H53ZM75 159V158H74ZM92 159V158H91ZM205 159V158H204ZM203 159V160H204ZM233 159V158H232ZM231 159V160H232ZM241 159H243V157L241 158ZM264 159V158H263ZM37 160V159H36ZM40 160V159H39ZM105 160V159H104ZM109 160V159H108ZM107 160V161H108ZM248 160H250V159H248ZM64 161V160H63ZM63 161H61V163L63 162ZM66 161V160H65ZM84 161V160H83ZM218 161V160H217ZM203 162V161H202ZM207 162V161H206ZM205 162V163H206ZM214 162V161H213ZM228 162V161H227ZM230 162V161H229ZM239 162V161H238ZM241 163H242V161H240ZM246 162V161H245ZM248 162V161H247ZM254 162V161H253ZM65 163V162H64ZM121 163V162H120ZM204 163V162H203ZM204 163V164H205ZM214 163H216V162H214ZM226 163V162H225ZM239 164L240 166L242 165V164ZM66 164V163H65ZM68 164V163H67ZM66 164V165H67ZM115 165L114 166H111L109 169H108V173H110V175H113V176H115V177H118L120 180H122V182L121 183H119L120 181H117L116 183L118 184H116V188H118V189H120L119 188V186H122L121 188L122 189H124V186H126L127 185V180L129 181V175L128 174H131V170H127V168L125 167V165L123 164V165H117L116 163H114ZM209 164V163H208ZM213 164V163H212ZM221 164V163H220ZM224 164V163H223ZM227 164V163H226ZM244 164V163H243ZM252 164V163H251ZM256 164V163H255ZM210 165V164H209ZM227 165H229V164H227ZM262 165V164H261ZM60 166H61V164H60ZM68 166V165H67ZM200 166L201 165H199V170H200ZM202 166H203V164H202ZM218 166V165H217ZM225 166V165H224ZM248 166H250L249 164H248ZM255 166V165H254ZM19 167V166H18ZM226 167V166H225ZM243 167H244V165H243ZM242 167V168H243ZM253 167V166H252ZM258 167H260V166H258ZM20 168H22V167H20ZM208 168V167H207ZM209 168H211L210 166H209ZM212 168H213V166H212ZM228 168V167H227ZM231 168V167H230ZM249 168V167H248ZM24 169V168H23ZM63 168H61V167H58L57 166V168L56 169H54L53 170V172H52V174L48 177V179H47V181L49 182V183H51L52 182V184H53V186H55L54 188L56 189V190H58V192H59V194H51L50 192H46V188H45V183H41L40 181L42 180V178L41 179H39L38 181L40 182L39 184H38V187H35L34 188V190H31L30 192H28V194H27V197L24 199V201H23V203H21V205H19L18 206V208L20 209V213H18L19 215H21V216H19L18 214V216L19 217H21L20 219H23L24 220V222L23 223H16V224H14L13 226H12V230H10V232L11 231H13L14 232V236H11L12 234L11 233H9V234H11L10 236V238L8 239V240H5L4 241V239H2L1 240V238H0V264H6L7 262H9L10 260H12L13 258H18L19 259V257H18V254H19V252H20V250L22 249V248H24V247H26V245H23V246H19V245H22L23 244V239L28 235V233H30V228H32V227H35L36 228V230H37V232H38V235L36 236L37 237V239H38V242H37V249L39 250H37V252H39L40 254H41V258H39V259H37V260H34L33 262H32V264H201V262H198V256L197 255H195V256H192V255H194L193 254V251L196 249V247L194 248V250L193 251H191V249H192V247L193 246H199V245H189V246H181V247H177L176 245H168V244H170V242H168V244L167 245H164V246H162L163 248H159L158 246L159 245H161L162 244V242L163 241H166V239H165V237H167V235H164V233L163 232H165V231H161V229H164V228H162V223H161V220H163V219H160L161 217H160V215L163 213L162 211V213L159 215L158 213H159V211H157L156 209H155V207H151V203L153 202V201H151V203L150 202H148V201H150V200H147L146 198H144L142 201H140V202H138L139 204H137V203H135V202H137V201H139V200H137V199H140V197L142 196L141 194L140 195H136V192H135V194H133V192H131L132 194L131 195H128V192L130 191H128L126 194L128 195H126L127 197H125L126 199H128V200H126V203L124 202H122V204H118V206H116V205H114V206H116V210H111V212H113L117 217H118V219H115L114 221H115V223L113 222H111V225L112 224H114V225H112V227H114L115 229H116V227H118V229H120L121 227H124L125 229H126V233H124L123 231H119L118 229L116 230V231H112V229L114 230V228H112V229H106V227L107 226H105L104 225V227L102 228V227H99V226H102L103 224V222L101 223L100 222V218H102V217H98V216H96V218L97 219H99L98 221H96V223H98L99 224V226H98V228L97 229H100V228H102V230H103V232H104V234H103V232H102V234L103 235H101V234H98V232H96V231H94V233H93V231H92V235H91V237H90V239H89V241H87V243L88 242H90V241H92V243L91 244H89V245H87V243L85 242V244H83V245H81V246H79V247H72V246H70L71 244H72V242H69L70 240L69 239H72L73 240V238H75L74 236H72V234H75V232L76 231H74V233L72 232V230L70 231L69 230V232H71L70 234H69V232H66V233H68V236H69V238L67 237V235H64V233L62 232V229L64 228H62V223H64L63 222V220L64 219H66V216H64L65 214H63V210L65 209V208H67L68 206H70V205H68V204H71V203H69V199H71V196L69 195V193H70V188H68V185H66L65 183H64V181L62 182V180H64V176H65V172L64 171H66V170H62ZM204 169V168H203ZM206 169V168H205ZM214 169V168H213ZM241 169V168H240ZM240 169H239V171H240ZM245 169V168H244ZM250 169V168H249ZM249 169H246V172H247V177H246V179H249L250 180V178L251 177H253V176H251L250 175V172L248 171ZM211 170V169H210ZM216 170V169H215ZM223 170H225V169H223ZM253 170V169H252ZM257 170V169H256ZM263 170V169H262ZM206 171V170H205ZM204 171V172H205ZM219 171V170H218ZM221 171V170H220ZM228 171H230V170H228ZM245 171V170H244ZM67 172V171H66ZM202 172H203V170H202ZM203 172V173H204ZM207 172H209V171H207ZM211 172V171H210ZM253 172H255V170H253ZM263 172V171H262ZM18 173V172H17ZM69 173V172H68ZM73 173V172H72ZM220 173V172H219ZM221 173H224V172H221ZM14 174V173H13ZM27 174V173H26ZM215 174H217V173H215ZM253 174V173H252ZM27 175H29V174H27ZM69 175V174H68ZM74 175V174H73ZM78 175V174H77ZM83 175V174H82ZM199 175H202V173H200ZM210 174H208V177H211V176H209ZM225 175H227V174H225ZM246 174H244V176H245ZM254 175V174H253ZM20 176V175H19ZM25 176V175H24ZM29 176H31V174L29 175ZM28 176V177H29ZM27 177V176H26ZM71 177V176H70ZM75 177V176H74ZM79 177V176H78ZM81 177V176H80ZM94 177V176H93ZM112 177V176H111ZM200 177V176H199ZM218 177V176H217ZM20 178V177H19ZM69 178V177H68ZM73 178V177H72ZM118 178H117V180H118ZM202 178V177H201ZM206 178V177H205ZM229 178V177H228ZM237 178V177H236ZM5 179V178H4ZM27 179V178H26ZM29 179V178H28ZM69 179H71V178H69ZM68 179V180H69ZM92 179V178H91ZM240 179V178H239ZM22 180V179H21ZM72 180V179H71ZM202 180V179H201ZM233 180V179H232ZM236 180V179H235ZM253 180V179H252ZM12 181V180H11ZM29 181H30V179H29ZM36 181V180H35ZM73 181V180H72ZM228 181H229V179H228ZM237 181V180H236ZM16 182H18V181H16ZM48 182H46V183H48ZM207 182V181H206ZM215 182V181H214ZM224 182V181H223ZM241 182V181H240ZM245 182V181H244ZM31 183H33V182H31ZM201 183V182H200ZM204 183V182H203ZM218 183V182H217ZM11 184V183H10ZM128 184H129V182H128ZM202 184V183H201ZM219 184H220V182L218 183V186H219ZM223 184V183H222ZM230 184L231 183H226L225 182V184L223 185V186H221V187H226V192L224 193L223 191V194L221 193V194H219V196L218 197H214L216 194H215V192H206L205 193V195H206V197H205V201L203 202V204H202V207L200 208V214H207V213H209V214H211V216H210V218L209 219H206V218H203L201 215H199V216H201L202 217V219H199L198 220V218L196 217V216H194V217H196L197 219V221L195 222V225H196V227L198 226H202L203 225V227H204V225L206 224V223H208L210 220H217V222H219L220 221V218L222 217L221 216V210H222V207L223 206H225L226 205V203L228 204V203H230V202H233L232 204H230L228 207H229V210H228V213H227V215H228V218H227V220H231V219H233L232 221H230L229 223H227V224H225V226L224 227H222V228H219V231H220V235H222V236H220V237H222V239H223V241H226V240H228V244H229V242H230V240L231 241H233L234 239H236V243H238L239 241L241 242V241H243L244 240V238L245 237H247L246 235L248 234V232H249V234L250 235H252L253 237H251V240H250V242H251V245L249 244V245H211V246H209L207 249L206 248H203L202 247V249H201V251L204 253V252H206L205 250H207L208 251V254L207 255H203V256H199V257H201L202 259H204L205 257H210V260H215V262H219L221 259L222 260H224L223 258L226 256V254H225V252H224V250H228V249H230L231 250V252L229 253L230 254V258L227 260V258H226V261H224L223 262V264H264V199H263V203L259 206V207H256V206H254V203L253 202H251V201H253L254 200V198L257 196V194H256V190L258 189H253L252 191L251 190H248V191H250V193L247 195V193H246V196H248V197H250L251 198V201L250 202H244L243 203V201L241 200V202L242 203H239V201L237 202V199H236V196L237 195H239L240 193H241V191L240 190H242L243 188H245V186L244 185H242V187H240V189L238 188L237 190H230ZM242 184V183H241ZM26 185V188L28 187V183L27 184H25ZM34 185V184H33ZM36 185V184H35ZM30 186V185H29ZM32 186V185H31ZM30 186V187H31ZM208 186H210V185H208ZM211 186H213V184L211 185ZM262 186L264 187V176H263V181H262ZM3 187V186H2ZM200 187V186H199ZM220 186L218 187V189H220L221 188ZM232 187V186H231ZM248 187V186H247ZM246 187V188H247ZM23 188H24V184H23ZM29 188V187H28ZM77 188V187H76ZM201 188V187H200ZM203 188H205V187H203ZM21 189V188H20ZM31 189V188H30ZM251 189V188H250ZM72 190V189H71ZM121 190V189H120ZM127 191V189H124V191ZM19 191V190H18ZM28 191V190H27ZM54 191V190H53ZM52 191V192H53ZM116 191H117V189H116ZM123 191V192H124ZM1 192V191H0ZM22 192V191H21ZM82 192V191H81ZM138 192V191H137ZM258 192H261V191H258ZM2 193V192H1ZM23 193V192H22ZM74 193V192H73ZM76 193V192H75ZM125 193V192H124ZM123 193V194H124ZM217 193V192H216ZM12 194V193H11ZM19 194H20V192H19ZM129 194H130V192H129ZM138 194V193H137ZM144 194V193H143ZM212 194H214V196L212 195ZM2 195V194H1ZM82 195V194H81ZM197 195V194H196ZM24 196V195H23ZM120 196V195H119ZM124 196V195H123ZM195 196V195H194ZM20 197V196H19ZM121 197V196H120ZM150 197V196H149ZM168 197V196H167ZM197 197H198V195H197ZM240 197V196H239ZM239 197H237V198H239ZM123 198V197H122ZM190 198V197H189ZM21 199V198H20ZM23 199V198H22ZM87 199V198H86ZM167 199V198H166ZM165 199V200H166ZM183 199H185V198H183ZM198 199V198H197ZM199 199H200V197H199ZM244 199V198H243ZM256 199V198H255ZM261 199V198H260ZM2 200V199H1ZM141 200V199H140ZM86 201V200H85ZM193 200L191 199V202H192ZM190 202V201H189ZM194 202V201H193ZM257 202V201H256ZM17 203V202H16ZM80 203V202H79ZM164 202H162L161 204H163ZM186 203V202H185ZM198 203V202H197ZM202 203V202H201ZM7 204V203H6ZM76 204V203H75ZM82 204V203H81ZM84 204H85V202H84ZM137 204V205H136ZM176 204V203H175ZM174 204V205H175ZM191 204V203H190ZM17 205H18V203H17ZM16 205V206H17ZM89 205V204H88ZM91 205V204H90ZM178 205H179V202H178ZM186 205V204H185ZM193 205V204H192ZM82 206V205H81ZM152 206H153V204H152ZM155 206V205H154ZM215 206H216V208H215ZM6 207V206H5ZM8 207V206H7ZM6 207V208H7ZM85 207H87V205L85 206ZM91 207V206H90ZM162 207V206H161ZM176 207V206H175ZM186 207V206H185ZM189 207H192V206H189ZM10 208V207H9ZM70 208H72L71 206H70ZM74 208H76V207H74ZM93 208V207H92ZM105 208V207H104ZM103 208V210H105ZM112 207H110V209H111ZM115 208V207H114ZM13 209H15L14 207H13ZM19 209H17V210H19ZM83 209V208H82ZM107 209L109 210V207L107 206ZM158 210H159V208H157ZM3 210V209H2ZM6 210H8V208L6 209ZM70 210V209H69ZM75 210V209H74ZM73 210V211H74ZM102 210V209H101ZM182 210V209H181ZM5 211V210H4ZM9 211V210H8ZM8 211H7V213L6 212H4V213H2L3 215H2V217L0 218V224L1 225H5L6 226V224L9 222V221H12V218L14 217V215H12V216H10L9 214H8ZM11 211V210H10ZM100 211V210H99ZM184 211V210H183ZM197 211V210H196ZM98 212V211H97ZM101 212V211H100ZM99 212V213H100ZM189 211H187V213H188ZM69 213V212H68ZM96 213V212H95ZM102 213V212H101ZM180 213V212H179ZM178 213V214H179ZM254 213H257L256 214V217H257V219H256V222H254L255 224H254V226H250V218L252 217V214H254ZM1 214V213H0ZM71 214V213H70ZM98 214V213H97ZM170 215V214H169ZM103 216V215H102ZM165 216V215H164ZM254 216V215H253ZM176 217H177V215H176ZM193 217V218H194ZM240 217H242L241 218V220L239 219L238 221L236 220V219H238V218H240ZM15 218V217H14ZM72 218V217H71ZM71 218H70V220H71ZM170 218V217H169ZM208 218V217H207ZM18 219V218H17ZM16 219V220H17ZM93 218H87V220H85V218L83 219V220H85V221H83L82 223H80V221H79V223H80V225H82V224H86V225H88V227H91V223H90V225H89V222H91L90 220H92ZM96 219V220H97ZM165 219H166V217H165ZM168 219V218H167ZM181 219V218H180ZM19 220V219H18ZM73 220V219H72ZM82 220V219H81ZM94 220V219H93ZM102 220H103V218H102ZM106 219L104 218V221H105ZM112 220V219H111ZM173 220V219H172ZM182 220V219H181ZM234 220H236L237 221V223L234 221ZM20 221V220H19ZM67 221V220H66ZM65 221V222H66ZM69 221V220H68ZM95 221V220H94ZM194 221V220H193ZM109 222V223H110ZM169 222H170V220H169ZM168 222V223H169ZM175 223H176V221H174ZM181 222V221H180ZM192 222V221H191ZM96 223H94V228L96 227L95 226V224ZM158 223H161V224H158ZM164 223H166V222H164ZM171 223H173V222H170L168 225H170ZM186 223V222H185ZM253 223V222H252ZM104 224H106L107 225V223L106 222H104ZM188 224V223H187ZM189 224H190V222H189ZM192 224V223H191ZM67 225V224H66ZM111 225H109V227L111 226ZM180 225L182 226L183 224H181L180 223ZM179 225V226H180ZM210 225V224H209ZM253 225V224H252ZM116 226V227H115ZM164 226L166 227L167 225L166 224H164ZM176 226V225H175ZM174 226V227H175ZM181 226H180V229H181ZM208 226V225H207ZM170 227V226H169ZM169 227H167V228H169ZM177 227V226H176ZM185 227H187L186 225H185ZM190 227V226H189ZM195 227V226H194ZM206 227V226H205ZM179 228V227H178ZM193 228V227H192ZM206 228H208V227H206ZM216 228V227H215ZM7 229H9L8 227H7ZM90 229V228H89ZM104 229H106V230H104ZM170 229V228H169ZM168 229V230H169ZM185 229V228H184ZM187 229H189V228H187ZM202 229V228H201ZM200 229V227H199V230H198V228H197V233H198V231H200L201 230ZM205 229V228H204ZM81 230V229H80ZM85 231H86V227H85V229H84ZM88 230V229H87ZM173 229H171V231H172ZM182 230V229H181ZM180 230V231H181ZM207 230V229H206ZM234 230L236 231L234 234L235 235H233V233L232 232H234ZM105 231H106V233H105ZM174 231V230H173ZM172 231V232H173ZM183 231V230H182ZM184 231H186V230H184ZM183 231V232H184ZM190 231L192 232V230H191V228H190ZM205 231V230H204ZM190 232V233H191ZM194 232V231H193ZM193 232H192V234H193ZM195 232H196V229H195ZM194 232V234H196ZM203 232V231H202ZM85 233V232H84ZM90 233H91V230H90ZM179 233V232H178ZM186 233V232H185ZM205 234H206V232H204ZM3 233H1V235H2ZM6 234V233H5ZM32 234V233H31ZM80 234H82V233H80ZM106 234V235H105ZM215 234V233H214ZM248 234V235H249ZM76 235V234H75ZM79 234H77L76 235V238H78L79 239V237H77ZM84 235V234H83ZM105 235V236H104ZM176 235H177V233H176ZM180 235V234H179ZM186 235H188L189 236V233L188 234H186ZM8 236V235H7ZM187 236V237H188ZM193 236H195V235H193ZM197 236V235H196ZM214 236H216L217 237V234H215ZM29 237V236H28ZM87 237V236H86ZM170 237V236H169ZM183 237V239H184V237L185 236H182ZM190 237V236H189ZM188 237V238H189ZM66 238H68V239H66ZM176 238V237H175ZM92 239V240H91ZM163 239V240H162ZM165 239V240H164ZM187 239V238H186ZM215 239V238H214ZM213 239V242L215 241ZM66 240H68L66 243H68V244H70L69 246L68 245H64V242L66 241ZM170 240H172V239H170ZM220 240H221V238H220ZM249 240V239H248ZM255 240H257V245H252V243H254L255 242V244H256V241ZM27 241H29L28 239H27ZM34 241V240H33ZM74 241H75V239H74ZM78 241H80V240H78ZM77 240H76V242H78ZM173 241H175L174 240V238H173ZM172 241V242H173ZM187 241V240H186ZM189 241V240H188ZM75 242V243H76ZM171 242V243H172ZM213 242L211 243V244H213ZM215 242H217V241H215ZM214 242V243H215ZM226 242H224V243H226ZM245 242H247V241H245ZM26 243V242H25ZM177 243V242H176ZM179 243V242H178ZM26 244H28V242L26 243ZM74 244V243H73ZM72 244V245H73ZM81 244V243H80ZM165 244V243H164ZM181 244V243H180ZM203 244H204V242H203ZM206 244H208V243H206ZM231 244V243H230ZM259 244H262V245H259ZM209 245V244H208ZM207 245V246H208ZM176 246V247H175ZM233 246V247H232ZM164 247H165V249L166 250H162V249H164ZM206 247V246H205ZM246 247L248 248V249H246ZM27 248V247H26ZM29 249V248H28ZM32 249V248H31ZM161 249V250H160ZM33 251V250H32ZM199 253V252H198ZM32 254V253H31ZM32 256H34V253H33V255ZM22 258V257H21ZM32 258V257H31ZM37 258V255L35 256V259ZM21 259H19L18 261H20ZM199 260H200V258H199ZM206 260V259H205ZM18 261H16V264H18L19 262ZM11 262V261H10ZM14 262V261H13ZM18 262V263H17ZM204 262V261H203ZM27 263V262H26ZM221 263V262H220ZM14 264V263H13ZM19 264H21V263H19ZM213 264V263H212ZM214 264H216V263H214Z\"/></svg>", "mask_w": 264, "mask_h": 264}]
</instances>
